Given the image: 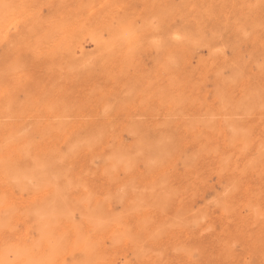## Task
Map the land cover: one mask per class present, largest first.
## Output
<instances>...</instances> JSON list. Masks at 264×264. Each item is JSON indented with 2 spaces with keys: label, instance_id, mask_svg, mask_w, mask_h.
Returning a JSON list of instances; mask_svg holds the SVG:
<instances>
[{
  "label": "rangeland",
  "instance_id": "obj_1",
  "mask_svg": "<svg viewBox=\"0 0 264 264\" xmlns=\"http://www.w3.org/2000/svg\"><path fill=\"white\" fill-rule=\"evenodd\" d=\"M14 1L16 3H14ZM27 1H28V3H27ZM67 1H69V2H67ZM100 1L101 2L99 3V0H97V1L96 0H73V1L72 0H0V10H1L0 13L2 14V15L0 14V17H1L0 18L1 19V21H0V46H1L0 47V59L1 58L3 59V60L2 59L0 60V74H3L4 72H7L9 70V72H7L6 75H5V73H4V76L0 75V89H1L0 90V105L3 107V108L0 107V111H1L0 112V114H1L0 125H2V123L4 124V120L7 118V120H6L7 123L5 122L6 124H4L7 126H4V125L0 126V128H2L0 130V145H1L0 147L2 148V149L0 148V175L2 174L1 175L2 177L0 176V196H2V197H0L2 199V201L0 199V212L3 213V211H4L3 214H5L6 217L7 216L10 217V218L8 217L9 219H6L5 221H8V222L10 220L13 221V222L11 221V223H9V224H8V222H4V216L5 215L0 213V215L3 216V217L0 216L1 217L0 219L1 220L3 219L2 220L4 222L3 224H5L4 226H1L2 228H0V260L2 258L4 259L6 257L5 253L8 252L7 247L9 248V251H10V249H12L11 252H8L9 255L7 253V256H9L8 257L9 259L5 258V260L0 261V264L1 263L7 264V262H8V264H11V263H9V261H11L10 258H12V256L13 257L15 256L14 257V263H12V264H15V262L19 261V260L15 259V258H17L16 256L19 252L21 254H18V257H19L18 259H21L20 258L21 256H25L26 252H30V253H28L29 260L26 258L27 257V255H26L25 258L21 259L22 261L20 260L21 261L20 263L18 262L19 264H29L26 262L27 261L30 262L31 261L30 259H32L31 264H33L32 262H34L35 264H39L38 261L44 260V259H45L44 261H40V264H42L43 262H44L43 264H51L52 260H57V259L59 261H56V262L57 263L60 262L59 264H61V262L69 263V262H72V260H73V256H72L73 250L72 249L75 248V250H77V251H79V253H81V251H83V250L85 251L86 247H89V249L87 248L88 253L85 252V255H89V253H90V256L92 255L94 257V258L90 257V264H94L95 262H96L95 264H109V263L110 264H128L129 261H130V264H225V263L226 264H264V250H262V248L264 247V242H263V240H264V234H263V232H264V118H263V114H264V93H262V92H264V90H262V89H264V86H262V84L264 85V62H263V60H264V58H263L264 57V26H261V25H264V23H262V20L264 21V0H230V1L229 0H227V1L226 0H211L212 3H210V0H191V1L190 0H135V1L134 0L133 1L132 0H103L105 2H103L102 0H100ZM223 1H224V3H223ZM98 3H99V5H97ZM120 3L124 4L125 6L121 5ZM1 4L3 5V8H2ZM4 4H6V5L8 4L7 7H4ZM11 5H12V7H11ZM33 5H35V8ZM113 5H114V7H113ZM211 6H212V8H210ZM91 7H92L93 11L90 10ZM109 7L111 8V10ZM133 7H135V8H133ZM232 7H233V10H231ZM10 8H12V10ZM79 8H83V9H80L81 12L77 11ZM131 8L133 10H131ZM7 9L10 11V13H9V11L8 12L6 11ZM104 9L107 12H105ZM176 9H178V10H176ZM210 9L212 12L209 11ZM127 10H131V11H127ZM82 11L83 12L86 11L87 13H85V12L83 13ZM165 11H167V12H165ZM169 11H172V12L169 13ZM4 12L6 14H4ZM76 12L80 15H77ZM164 12H165V14H164ZM104 13H105V15H104ZM7 14H8V16H7ZM75 14L79 18L77 16H76L77 18H74ZM82 14H83V16H82ZM84 14H86V15H84ZM157 14L162 15L163 18L161 16V18L158 19V17H160V16ZM166 14H167L168 19L166 17ZM187 14L189 16H187ZM207 14L209 17L207 16ZM250 14H252V15H250ZM98 16H99V18H98ZM7 17H8V19H7ZM108 17L112 20H110ZM115 17H117V20ZM150 17L152 18V20ZM155 17H157V18H155ZM72 18H74V19H72ZM148 18H149V20H148ZM3 19H4V21H2ZM154 19H156V20H154ZM66 20H67V22H66ZM90 20H92V21H90ZM123 20H125V21H123ZM157 20L159 21L158 22L159 25H158V23H156ZM152 21H154V22H152ZM2 22H4V23H2ZM93 22H94V24H93ZM118 22H120V23H118ZM117 23H118V25H117ZM143 23H146V25ZM162 23H164V25H162ZM138 24H141V26H138ZM256 24H258V26L260 25V27H258V29L255 27ZM63 25H65V28H63ZM157 25H158V27L156 28V30L151 29L152 26H153V28H155V26H157ZM132 26H135L136 28H134V27L132 28ZM148 26H149V28H148ZM213 26H215V27H213ZM18 27L20 29H18ZM113 27L115 30L114 29L112 30ZM203 27H204L205 31H204ZM227 28L229 29L228 30L229 32L227 31ZM135 29L137 31H135ZM144 29L145 30L147 29V30L143 31ZM213 29L215 31H213ZM152 30H154V31H152ZM179 30H182V31L183 30H186V31L189 30L188 32L190 34L187 33L186 31H185V33H183L184 31L178 32ZM244 30H246V32L241 33ZM251 30H253V32ZM257 30L259 32H257ZM194 31L196 33H194ZM33 32H35V33H33ZM85 32H87L86 35H85ZM111 32H113V33H111ZM130 32H131V34H130ZM215 32H217V33H215ZM78 33H80V34H78ZM107 33H108V35H107ZM28 34H29V36H27ZM30 34H32V35H30ZM91 34H92V36H91ZM217 34H218V36L215 37ZM30 36H32V37L30 38ZM126 36H127V38H126ZM234 36L236 38H234ZM21 37H23V38L21 39ZM174 37L177 38L178 40H174V41L171 40V38L174 39ZM200 37H202L203 39H201ZM210 37H212V38H210ZM14 38H16V39H14ZM123 38H124V40H123ZM152 38H153V40H152ZM206 38L209 40L207 41ZM245 38L246 39L248 38L247 39L248 41L245 40ZM2 39H4V40H2ZM9 39H12L14 41L13 43H17V45L13 44L11 42L12 40H9ZM95 39L98 40L99 43L97 41H94ZM100 39L101 40L104 39L106 41L103 40L101 42ZM205 39H206V41H205ZM233 39H235L236 41ZM237 39H239V40L237 41ZM8 40L10 42H8ZM15 40H16V42H15ZM218 40H220V41L218 42ZM26 41H28V42H26ZM34 41H36L37 43H35ZM42 41H44V43ZM112 41H113V44H112ZM119 41L120 42L122 41V42L120 43ZM123 41L126 43H124ZM145 41H147V42H145ZM152 41H153V43H152ZM204 41L207 43H205ZM211 41H213V42H211ZM242 41H243V43H242ZM20 42L21 43L26 42V43H24L22 45ZM93 42L96 45H94ZM114 42H118L117 44L120 43L118 45V47L121 50L116 49L115 51L116 52L119 51V52H117V54L114 53V55H113V52H115L114 49L118 48L117 44H114ZM216 42L218 43V49L216 48L217 47ZM233 42H235V43H233ZM97 43H98V46L100 45L99 47H96ZM181 43L184 45H181ZM187 43H188V45H187ZM20 44L22 46L18 47V45L20 46ZM150 44H153V45H150ZM179 44L181 45L180 47H179ZM190 44L193 46H191ZM242 44L244 46H242ZM8 45H9L10 49L14 48V47L15 48L11 49V51H10V49L8 48ZM13 45H15V46H13ZM171 45H173L174 47ZM204 45H206V46H204ZM213 45L214 46L216 45V46L214 47ZM226 45H228V46H226ZM2 46H3V48H2ZM5 46H6V48H5ZM111 46L113 49L109 48ZM169 46H171V47H169ZM189 46H190V48L193 49V51L191 49L192 54H191V51L188 52L189 49H186ZM212 46H213V48L211 49L212 50L211 51L210 47H212ZM240 46H242V47L240 48ZM31 47L32 48L34 47V48L32 49ZM50 48H52V49H50ZM163 48L164 49L167 48V50L165 49L166 50L165 51ZM214 48L217 49L216 52H215ZM40 49H42V50H40ZM229 49H231V50H229ZM16 50L18 52L20 50V52L18 53ZM83 50L85 51V53H83L84 52ZM256 50H258L257 54H256ZM8 51L11 53L10 55H9ZM23 51H24V53L26 52L27 54L26 53L24 54ZM93 51H95L96 53ZM65 52L67 54H64ZM176 52H177V56L175 55ZM181 52L182 53L184 52V53L179 55L178 53H181ZM211 52H212V54H211ZM234 52H236L237 55ZM209 53H210V56H209ZM241 53H242V55H241ZM96 54H97V56H96ZM249 54H251V55H249ZM8 55H9V57H8ZM78 55H79V57H78ZM88 55L89 56L91 55V56L88 57ZM108 55L113 56V57L109 58ZM214 55H215V57H214ZM234 55H236V56H234ZM60 56H62V57H60ZM80 56L84 59L80 58ZM105 56H107L106 58L109 60L108 62H106L107 59H105ZM174 56H176L177 59ZM181 56H182V58H181ZM101 57H102V59H101ZM173 57L176 60L173 59ZM75 58L77 60H79V58H80V61L75 60ZM103 58H104V60H103ZM156 58H159V59H156ZM250 58H251V60H252V58L254 60H252V62H251ZM98 59H100L101 62L98 61ZM149 59L150 60L153 59V60L150 61ZM154 59H155V61H154ZM201 59H202V61L200 62ZM257 59H258V61H257ZM70 60L74 61V62H72L74 64L70 63ZM247 60H249L250 63H247ZM37 61H38V63H37ZM64 61L66 63L68 62V64H66ZM89 61L90 62L92 61V63L94 65H92V63H90ZM197 61H199V62H197ZM203 61H205V62H203ZM239 61H241L242 63ZM255 61L257 62V65L255 63V66H254L253 62H255ZM1 62L3 64H1ZM178 62H181V66H180V63L178 64ZM69 63L72 64L73 66L70 65ZM201 63L203 64V66H201ZM10 64L12 65L13 69L16 68L15 70H17V71L14 70V72H13L10 69L11 68ZM222 64H224V65H222ZM230 64L233 65L234 67L236 66L235 70H233L234 67L230 66ZM235 64H237V65H235ZM238 64H240L241 66ZM242 64H244V65H242ZM19 65H21V66H19ZM89 65L92 66L93 68L95 66L94 71H93V68H90ZM187 66H189V67H187ZM226 66L231 67L233 69L231 70V68H227ZM238 66H239L240 71L238 69H236V68H238ZM249 66H251V67H249ZM64 67L69 68V69L66 70ZM75 67H77V70H79L77 73L75 72V71H77ZM86 67H89V68L86 69ZM97 67H99V68H97ZM106 67H108V68H106ZM4 68H6V69H4ZM222 68H227V70H226L227 72L224 71L225 69H223V74L220 76V74H221L220 72H222V71H219V70H221ZM19 69H23V70H20L23 72L18 71ZM73 69L75 71H73ZM80 69H83L82 70L83 72ZM168 69L172 70L173 72L171 73V71ZM192 69H193V71H191ZM57 70H58V72H57ZM70 70H72L74 72V74H72L73 72H71ZM91 70H92V73H94L95 75L90 73ZM109 70H110V73H109ZM10 71L12 73H10ZM104 71L107 72V74H105V76L102 75V74H104ZM168 71H169V73H168ZM217 71H219V73H217L216 75H212V74H215ZM255 71H257V72H255ZM15 72H17V74H15ZM18 72L20 74H18ZM65 72H66V75H65ZM68 72H69V74H68ZM85 72H86V74H85ZM123 72H125V73H123ZM160 72H162V73H160ZM148 73H150L149 76H148ZM12 74L15 75L16 78H14V76ZM119 74L123 75V76H119ZM125 74H127V75H125ZM241 74H242V76H241ZM21 75H23V77L24 76L25 77L23 78V77H21ZM32 75L34 76V78L32 77ZM40 75H42V76H40ZM71 75L72 76L74 75V77H72ZM89 75H90V77H89ZM106 75H108V77ZM114 75L116 78L114 77ZM171 75L173 77H171ZM185 75H186V77H185ZM192 75L194 77H192ZM223 75L225 78L223 77ZM253 75H255V76H253ZM259 75H260V80H259ZM8 76H10V77H8ZM55 76L59 77L60 82H62L63 84L58 81L59 78H57V80H56ZM69 76H70V78H69ZM96 76H97V78H96ZM134 76L136 77L135 81L139 82L142 80V82H144V83L139 82V84L135 82L137 90L136 89L134 90L135 86H133V83H131L135 79ZM261 76H263V77H261ZM4 77H5V79H7L6 77H8L9 80L8 79L7 80L9 82H7V80L4 81L3 80ZM52 77H54L55 79L54 78L52 79ZM66 77H68L69 79ZM93 77L97 81H95L93 79ZM121 77H124V78H121ZM220 77H221V79L223 78L224 80L219 79ZM87 78H89V79H87ZM108 78H110V80ZM119 78H120V80H119ZM132 78H133V80H132ZM255 78H256L257 83L255 82ZM75 79H76V81H75ZM80 79H81L82 83H81ZM168 79H170V80H168ZM237 79H238V81H237ZM247 79L249 80V82L247 81ZM28 80H30V81L28 82ZM62 80H64V81H62ZM89 80L92 82H90ZM107 80H109V81L107 82ZM115 80H117V81H115ZM182 80H184V81H182ZM216 80L217 81L219 80V81L216 82ZM220 80L222 82H224V84L220 83ZM51 81L54 82V84H55L54 87L52 86L54 84H52ZM67 81L68 82L70 81L71 83H68ZM83 81H84V83H83ZM122 81H123V83H122ZM145 81L148 84V85L146 84L147 87H146V85H143V84H145ZM150 81H152V83H154L153 84L154 86L150 85V84H152V83H150ZM155 81H157V83L158 82L159 83L157 84ZM169 81H170V83H169ZM172 81H175V83ZM36 82H38V83H36ZM64 82H67V83L65 84ZM72 82H74L73 87H72V85H73ZM114 82L117 84H115ZM171 82L174 83L175 85H177V83H178V88L175 89V87H172L173 84ZM214 82H216L219 87L216 86L217 84ZM258 82H259V84H258ZM88 83H90V84H88ZM128 83H129V85L131 84L133 86L132 88H133L134 92L132 91V89L130 91L129 88H131V86H128ZM32 84H33V86H32ZM69 84H71L70 85L71 87L69 86ZM100 84H102V85H100ZM103 84H105V85H103ZM239 84H241V85H239ZM34 85H37L38 87H35ZM78 85H79V87H78ZM97 85H98V87H96ZM167 85H169V87ZM238 85H239V88H238ZM243 85L246 87H244ZM252 85H253V87H252ZM259 85L262 89H260ZM29 86L36 91H33V90L31 91L30 90L31 88ZM48 86L49 87L52 86L51 88L55 89V90L54 91L50 90L51 88H49ZM56 86L58 88H55ZM86 86H89L90 88L86 87ZM112 86H114V87L112 88ZM25 87H28V89H25ZM103 87H105V88L103 89ZM148 87L150 88V90L148 89ZM165 87L166 88L168 87V91L169 90L170 91L168 92L167 89H165ZM205 87L208 89V91ZM37 88H40V89L38 90ZM74 88H75V91L73 92ZM98 88H100L101 91H100V89L98 91H95V89L97 90ZM242 88H243V91L241 90ZM44 89H46V90H44ZM48 89L50 90L49 93H48ZM57 89H60L62 91L57 90ZM83 89H84V91H82ZM126 89L128 92L126 91ZM162 89H164V90H162ZM221 89H224L225 90L224 92L225 93L228 92V93L225 95V93H222L223 90H221ZM258 89L260 90V92L258 91ZM122 90L124 93L122 92ZM234 90L237 92L234 93ZM26 91L29 93L30 96L32 95L33 97L32 96L31 97L34 99H32L29 95H26V93H27ZM46 91H47V93H46ZM55 91H56V93H55ZM68 91L70 94H68ZM92 91H94L93 94L95 95V97L91 93ZM141 91L143 92V94ZM158 91L160 94H155L156 92L158 93ZM163 91H165V92H163ZM256 91H257V93L259 92L260 94L259 93L257 94ZM52 92H54L53 95H52ZM101 92H102V94H100ZM118 92H119V95H121L123 97L122 98L121 96H118L120 100L117 97ZM206 92H208V93H206ZM32 93H34V94L36 93L37 95H34ZM65 93H67V95ZM71 93H73L72 94L73 96L71 95ZM105 93L107 95H105ZM113 93H116V97ZM126 93H128V96L125 95ZM129 93L130 94L132 93L133 96L130 95ZM145 93H147V94H145ZM191 93H192V95H191ZM220 93L224 95L223 96L224 98L226 97L225 100ZM5 94H6V96H5ZM44 94H45V96H44ZM139 94H140V96H138ZM161 94L163 95V97L164 96L165 97L164 98L162 96L160 97ZM170 94H171V96H170ZM177 94H178V97H176ZM181 94L184 95V97ZM243 94H245V96L246 95L248 96L247 97L248 99L244 98L245 100H248V101H249V98L252 97L251 95H253V98L252 99L250 98V101L251 100L252 101L249 103V105H247L248 101H244V99H241L242 97H244ZM41 95L44 98H42ZM89 95H91V96H89ZM102 95H103V97H101ZM166 95H167V97H166ZM190 95H191V97H190ZM241 95H243V96H241ZM260 95H261L262 99L260 97H258ZM9 96L10 97L12 96V97L10 98ZM27 96H28V98H27ZM60 96H61V101L58 100V99H60V98H58ZM79 96H81L82 98H80ZM137 96H138V98H137ZM153 96H157V98L159 100L155 97V100H156L155 101ZM230 96H232V97H230ZM113 97H115L116 100L118 99V101H116L115 98L113 99ZM126 97H128V98H126ZM150 97H152L153 99H151ZM195 97H201V98H195ZM214 97L217 99H215ZM14 98L15 99L17 98L19 100H17V99L15 100ZM62 98H64V99H62ZM96 98H98L99 100L98 99L96 100ZM160 98H163V99L160 100ZM213 98H214V100H213ZM13 99L15 102L13 101ZM67 99L69 100V102ZM142 99L145 100L144 104L147 102L148 103L146 105H143ZM149 99H150V101H148ZM188 99H189V101H188ZM90 100H94V102H92ZM125 100H128V101H125ZM146 100H147V102H146ZM184 100H187V103ZM17 101L20 102V104ZM26 101H28V103ZM39 101L41 103H42V101L45 103H47V102L48 103L43 105V103L41 104V103H39ZM55 101H56L57 105H55L56 104ZM72 101L74 103H72ZM108 101L109 102L112 101V103L110 102L109 104H106V102L108 103ZM114 101H116V103ZM122 101H125V103ZM182 101L185 103H183ZM216 101H219V102H216ZM220 101H221V104L223 105L222 107L220 105L218 107V104L220 103ZM229 101H232V103L231 102L229 103ZM242 101H244L243 102L244 104L242 103ZM10 102L12 104L14 102L15 105L13 104L14 105L13 106ZM21 102H22V104H21ZM180 102H182L184 105L183 104L181 105ZM225 102H228V103L224 104ZM240 102L243 104L244 107L241 106L242 104L239 105ZM245 102L247 104H245ZM16 103H18L19 105H22V107L20 106L22 108V111H21V108L18 107L19 105L18 104L16 105ZM32 103L35 105H32ZM36 103H38V104H36ZM58 103H60V104L58 105ZM77 103L80 105H78ZM127 103H130V104H127ZM191 103H193V104H191ZM25 104L27 106H31L32 109L31 108L27 109L29 107H25L26 106ZM39 104L41 106H40V108L39 107L37 108L36 106H39ZM51 104H53L54 106H58V107H54L56 109L51 108ZM110 104L112 105V107ZM178 104H180L181 106H179ZM8 105H9V107H8ZM108 105H110V107H107ZM148 105H149V108H148ZM175 105H176V107H175ZM226 105H227V107L232 105L233 108L232 107L226 108ZM11 106H13V107H11ZM261 106H263V107H261ZM100 107H103V108H100ZM104 107H105V109H104ZM118 107L120 110L118 109ZM169 107H170V109H169ZM179 107H181V110L176 109ZM182 107H183V109H182ZM223 107L225 109H227V111H229L230 114H229V112L227 113V111ZM236 107H238L237 108L238 111L235 110L236 111L235 112L232 109H235ZM47 108H49L50 110L49 109L47 110ZM67 108H69V109H67ZM106 108H109V109H106ZM124 108H125V110H124ZM242 108L244 110H246V114L243 110H240ZM73 109H74V111H73ZM229 109H231V110H229ZM53 110H54V113L52 112ZM91 110H92V114H91ZM103 110L105 112H103ZM109 110H111V111H109ZM117 110H119V111H117ZM174 110H177L178 113L176 111L177 114H175ZM222 110H223V112H220ZM224 110L229 115H227V114L225 115ZM261 110H262L263 114H262V112H260ZM6 111L7 112L9 111V112L7 113ZM24 111H25V113H24ZM35 111H40V112H35ZM57 111L60 113H58ZM66 111H67V114L69 113L68 116L65 113ZM120 111H122V112L120 113ZM144 111H145L146 116L144 114ZM152 111H153V114L158 111L155 118H154V116H152L153 115ZM168 111H170V112H168ZM172 111H174V112H172ZM183 111H185L186 113H184ZM208 111H210V113L212 112V114H211L212 116L209 115L210 113H208ZM231 111L233 113H231ZM241 111H242V113H241ZM4 112H5V114H3ZM26 112L28 114L31 112L32 113L28 115ZM130 112H132V113H130ZM141 112H142V114H141ZM205 112L208 115H206ZM234 112L237 114H235ZM9 113H12L13 115L14 114L15 115L12 116V114H9ZM48 113H51V114L48 115ZM75 113H76V115H75ZM79 113H80V115H79ZM85 113H86V116H85ZM138 113H139V116H138ZM167 113H169V114L172 113V115H174V117H175V115L178 117V116H181L183 114L184 118H185V116H187L186 119L190 115L189 116L190 118H188V122H190L189 124H191V122L193 123V124H191L192 127L187 125L188 124L187 120H185L184 118H181L183 115L181 117H179L180 119L178 121L175 118L170 119L168 116L169 114L167 115ZM34 114H38V115L34 116ZM60 114L61 115L63 114V115L61 116ZM90 114H91L92 118H91ZM150 114H152V115H150ZM215 114H216V116H215ZM231 114H235V116L234 115L232 116ZM10 115L12 117H10ZM23 115H24V117L21 118V116H23ZM43 115H44V118H40V117H43ZM196 115H197V117H195ZM200 115L201 116L204 115V116L200 117ZM64 116H66V118ZM128 116H130V117H128ZM137 116H138V118L142 117L143 120H140L141 118L138 119ZM147 116H148V118H146ZM13 117H14V119H13ZM53 117H55V118H53ZM134 117H136L137 119ZM152 117L154 118V120H157V122L154 121ZM170 117H173V116H171V114H170ZM208 117L212 118L211 121H209ZM226 117L229 118V120ZM230 117H231V119H230ZM234 117H235V119H234ZM2 118H4V119H2ZM10 118H11V120L13 119V122L10 120ZM105 118H106V120H105ZM215 118L218 119V120L216 119L217 123L214 120ZM219 118H221V119L224 118V120L222 119V121H221ZM236 118H237V122H236ZM56 119L60 122L55 121ZM62 119L67 120L68 122L65 121V123L63 124ZM109 119L110 120L112 119L111 123L109 122L110 121ZM122 119H124V120H122ZM127 119L130 121H128ZM168 119H170L172 122L176 121L178 123V124H176V122H174L173 124L171 123L172 124L171 128H173V131H172V129H168L170 127L169 125H167L168 123H170ZM173 119H174V121H173ZM203 119H204V121H203ZM205 119H208L207 124L205 123V121H207ZM8 120H10L11 124H13V123H15V124L11 125ZM34 120H36V121H34ZM45 120H46V122H45ZM47 120L48 121L54 120V121L48 122ZM96 120H97V122H96ZM101 120H102V122H104L103 125H102ZM115 120L117 122H119L120 125L122 124V126H120L119 123H117ZM138 120H140L142 124H139ZM194 120H197V122L196 121L194 122ZM233 120H234V124L231 123V121H233ZM16 121L18 122L17 124H16ZM136 121H138V123ZM128 122H130V123L128 124ZM42 123H45V125L44 124L42 125ZM164 123H165V125H164ZM194 123L195 124L197 123V125H200V126H198L199 128ZM200 123L203 125H201ZM228 123H229V125H228L229 127H227ZM47 124H49V125H47ZM108 124H109V126H107ZM185 124L187 126H185ZM235 124H237V126L240 127L241 129L240 128L238 129L237 126H235ZM238 124H240L241 126ZM78 125H81L80 129H78L80 127V126L78 127ZM88 125H89V127L87 128ZM125 125L127 126V128H124ZM131 125H134V126L131 127ZM146 125H148V126H146ZM205 125H208L209 127H212V125L213 126L215 125V126L213 127L214 128L213 129V128H209L208 126H205ZM230 125H232V126H230ZM45 126H46V128H45ZM84 126H85V128H84ZM113 126H114L115 130L112 128ZM115 126L116 127L119 126V128L116 129ZM164 126H166V128L163 129ZM203 126H205V129H203ZM249 126H251V128H249ZM148 127L150 129L149 134L152 137H149L150 135L147 132H145V131H149ZM195 127H197V129ZM97 128H99V129H97ZM144 128H145V131H144ZM228 128L231 131V133L228 130ZM134 129H136V131H134ZM166 129H168V131ZM249 129L251 130L252 134L248 133V132H250ZM16 130H18V131H16ZM67 130H69V131L67 132ZM110 130H113V131H110ZM124 130L126 132H124ZM153 130L155 131L154 132L155 135L152 132ZM176 130H178V132H176ZM201 130H204V131L201 132ZM246 130H248V131H246ZM59 131H61L60 134H59ZM114 131H117V135L119 134V136H117L114 133ZM122 131L124 133H122ZM188 131H189V134H188ZM22 132L25 135L21 134ZM36 132H38V133H36ZM41 132L45 133V135H42L43 133L41 134ZM56 132H58V134H56ZM139 132H140V134H139ZM214 132L216 133L215 135H214ZM246 132H247V135L245 134ZM101 133H103V134H101ZM105 133H107V134H105ZM120 133H122V134L120 135ZM173 133L175 135L176 134H179V135L175 136ZM198 133H201V134L198 135ZM14 134H15L16 138H14L15 137V136H13ZM113 134H115L118 137L117 138L118 140L116 139L117 143L114 140V138L116 136L114 135L115 137H113ZM143 134H144V136H143ZM156 134L159 135L160 138L164 137L163 139H165V140H162V138L161 139L159 138L161 141H158L159 139L157 138L158 136ZM166 134H168V137ZM171 134L175 138H173V136ZM202 134H203V136H201ZM225 134H226V136H225ZM232 134H234V136H236V137L232 136ZM239 134L242 137V139L244 138L243 140L241 139V137L238 136ZM63 135H65V136L63 137ZM79 135H80V137H78ZM109 135H111L112 137ZM169 135L172 138V140L169 137ZM195 135L198 137L201 136L200 139H198V137H196L197 139L194 140ZM18 136L19 137L23 136V137L18 138ZM231 136L234 138H232ZM53 137L55 139L58 138V139H56L57 141ZM96 137H99V139L102 138V140L101 141L99 140V142H102L104 145L99 144V147H98L99 142L96 141V140H98V138H96ZM143 137L145 138V140ZM230 137H231L232 143H229V142H231ZM4 138H6V139H4ZM17 138L19 139L18 141L16 140ZM22 138H23V141H22ZM25 138H27L28 141ZM59 138H61V139H59ZM81 138L83 140L85 139V141H83ZM90 138H92L93 140ZM107 138H110L111 140L107 139ZM166 138H167V140H166ZM181 138H182V140H184V139H186V140L182 141ZM205 138L207 140H209V142L207 140H205ZM225 138H227L228 140ZM7 139H9V140H7ZM12 139L13 140L15 139L16 141L15 140L13 141ZM53 139L55 140L56 144H55ZM86 139H88V140H86ZM134 139H136V140H134ZM146 139H148V140L150 139V141L152 140L151 141V142H153L152 145L156 144L159 146L163 145L162 142L164 143L165 141H167V142H170L169 144H171L172 143L171 141L177 140L175 143V145H176L175 147H170V146H174V142L169 147L166 146L169 149L172 148L171 150H168V148L165 147V151L168 150L169 152H171L170 154H172L171 155L172 158H171V156H169V157L172 159V161L170 158L166 157L167 156L166 154L170 155L169 153H167V151H166V153H163L164 151H162V150H164V148H162V146H161V148H162L161 151H162L163 155H162V157L157 156L159 154L156 155L155 154L156 151L152 150V147L154 145L151 147V144H148L151 142L146 140ZM154 139H158L157 140L158 142H155L156 140H154ZM169 139H170V141H169ZM178 139H179V141H178ZM235 139H237V141ZM29 140L32 141L31 142L32 144L29 143L30 142ZM52 140L54 143L52 142ZM78 140L82 141V142H87V141L90 142V143H87L88 148L86 147L87 145L83 146V144L79 143L80 146L78 148H80V150H78L77 147L75 146L78 144L77 143ZM90 140H92L93 142L95 140L97 142V143L94 142L95 145L97 146V147H95L96 149L93 150V148H94L92 146L93 143ZM197 140L198 141L201 140V141L197 142ZM11 141H13V142L11 143ZM58 141H62V142H58ZM240 141L243 144H241ZM246 141H249L248 143H251V146H250V144L247 145L248 143ZM253 141H254V144H253ZM18 142H21V143H19V146H18ZM43 142H45V143H43ZM46 142L48 144H51V145H48ZM181 142H183V143H181ZM205 142L206 143L208 142L209 145L206 144ZM71 143H73L74 148H72ZM142 143H143V145L145 144L144 145L145 147L144 146L141 147ZM177 143L179 145H177ZM233 143H235V144H233ZM27 144H28L27 148H29V145L32 146V147H30L31 150L26 148L25 145H27ZM43 144H45V145H43ZM89 144H90V146H89ZM109 144L111 146L114 144V146L111 147ZM227 144H229V145H227ZM55 145H56V147H55ZM69 145H71V146H69ZM108 145L110 147L107 148ZM165 145H168V144H165ZM200 145L204 149L206 146L205 153H208V152L209 153L203 154L204 149L200 148ZM20 146H23V148L25 146L24 149H26V150H24L22 147L20 148ZM63 146H65L66 148ZM159 146H157V150H158V153L160 152V155H161L162 153L159 150V148H160ZM179 146H181V148ZM68 147H71L72 149L69 148V151L67 152ZM176 147H177L178 152L175 154H179V155L174 154ZM89 148H91V150H86ZM141 148L144 150H142ZM146 148H148L149 150ZM199 148H200V151H203L202 153L200 151H198ZM213 148H214V150H213ZM46 149H47V151H46ZM51 149H53V150H51ZM54 149L56 150L55 151L56 153L55 152L53 153ZM58 149H60L61 151ZM215 149H218L217 150L218 152L216 151V154L214 155L213 153H215ZM239 149H240V151H239ZM16 150H18V152ZM28 150H30L31 152L30 151L28 152ZM49 150H51V151H49ZM74 150H76V153ZM124 150H126L125 152L128 155V157L125 156L126 154H125ZM127 150H128L129 154L127 153ZM130 150L131 151L134 150V151L139 152V153L136 154V152L133 153ZM155 150H156V146H155ZM206 150H207V152H206ZM26 151L28 153H26ZM70 151H72V153L73 152L74 153L72 154ZM90 151L92 152V154L91 155L89 154L90 155L89 156L88 153ZM95 151H96V153H95ZM116 151L120 154L118 155V153H116ZM183 151H184V154H183ZM194 151L195 152L197 151L196 152L197 154ZM20 152H22V154ZM110 152H112V153H110ZM142 152H144L146 154V156H148V158H147L148 160H145L146 156L144 157V159L142 158V156L144 155V153H142ZM199 152L201 153V155L197 156L200 154ZM29 153L32 154L30 156H32L31 158L33 160L35 159V157H38L39 159L36 158V160H34V161L30 160L31 158H28ZM38 153H39V155H38ZM67 153L68 154L71 153L73 156H69ZM100 153H101V155H100ZM147 153L150 155H148ZM61 154H63V156ZM185 154H187L189 156V158H191V161L193 163L194 162L195 163L192 164L190 159H188V158H187L188 160L185 159V156L187 157V155H185ZM194 154L196 156H193ZM25 155L27 156V158ZM92 155H93V157H92ZM99 155L104 157V159H106L105 162L102 160L103 158L99 157ZM131 155H133V156L136 155V156L133 157ZM137 155H138V157H137ZM65 156H68V157L66 158ZM149 156L150 157L152 156L153 159L149 158ZM228 156H229V158H228ZM10 157L13 158L12 161H14V162H10L11 161ZM60 157L64 158V159L61 160ZM86 157H88V158L85 159ZM97 157H99V158H97ZM157 157H159L158 160L162 159V161H158ZM199 157H200V159H199ZM137 158L141 159L140 161H144V162H139ZM180 158L183 162L186 161L185 163L187 165L184 164L185 167L183 166V162H181V163L179 162ZM192 158H195V159L193 160ZM223 158H225V159H223ZM16 159H18V160H16ZM20 159H21V161H19ZM41 159H43V160H41ZM56 159H58V161H56ZM132 159H137V160L133 161ZM231 159L233 160V162L231 161ZM252 159H253V161H252ZM4 160H6V162L8 160V162L6 163ZM40 160L42 161L41 165L42 166L44 165V167H46V169H42L43 167H41V166H40L41 168L39 167V169L36 168V166L40 162ZM163 160H164V164H163ZM167 160H169L171 163L168 161L170 163L169 164L167 162ZM225 160H227V161L225 162ZM43 161H45L47 163V165L50 164L49 166L52 165V170L49 169V167ZM60 161L63 162V164H65V166L60 165L61 163H58ZM132 161L134 163L135 162L136 163H147L148 165L147 164L146 165L144 164V166L142 164H138V165L135 164L134 165L132 163ZM147 161H149L150 163H148ZM221 161L223 163H221ZM156 162H158V163H156ZM188 162H190V163H188ZM56 163H58V166ZM92 163H93V166H92ZM159 163H161V164H159ZM166 163L169 165L167 166ZM247 163H248V165H247ZM35 164H36V166H35ZM54 164H56V165H54ZM85 164H86V166L88 165L87 166V169L89 168L88 170L85 168L86 167ZM99 164H100V166H99ZM112 164H113V166L110 167ZM153 164L156 167L152 168V171H151L150 170L151 168H149V167L151 165L154 166ZM191 164L193 165L194 168L192 166L189 167ZM197 164H199V165H197ZM222 164L225 167L222 168V166H221ZM4 165H6L5 168H4ZM136 165H137V168H136ZM175 165H177V166H175ZM2 166H3V169L5 172L3 171V169L1 170ZM66 166L69 168V170ZM70 166H72V167H70ZM120 166L121 167L124 166L125 168L122 167V169H123L122 170ZM145 166H146V168H145ZM164 166H165V169H164ZM245 166L247 168H245ZM15 167L17 168L18 171H20L22 173L23 172L26 173L25 175H27V173H28L26 170L36 168L37 170L34 169L33 172L30 171L34 175L30 176L31 173H28L29 174L28 176H30L29 179L33 180V181H30L28 179V176L21 175V177H18L19 176L18 171L14 170V169H16ZM18 167L21 170H19ZM95 167L99 171V172H96L97 173L96 175L93 174L94 171H97V169ZM100 167H102V168L100 169ZM160 167H162L163 169ZM173 167L175 168L174 170L172 169ZM47 168L50 170V173H48V174L43 172V171L48 172ZM64 168H65V170H64ZM72 168H75L76 170L72 169ZM91 168L93 169V171ZM118 168L121 170H118ZM224 168H227L228 171ZM243 168L245 170L244 173H243ZM7 169L8 170L10 169V170L7 171ZM82 169L83 170L86 169V171H83ZM185 169H187V170H185ZM232 169L235 170V173ZM22 170H24V171H22ZM38 170L39 171L41 170L42 172L41 171L38 172ZM171 170H173L175 172H172ZM220 170L222 171V173ZM223 170H225L226 172H224ZM246 170H248L247 173H246ZM34 171H36L37 173H41V174H39L41 177L37 176L38 174ZM87 171H90L92 173L87 172ZM118 171H120L119 177H121V179L118 177ZM121 171H123V172H121ZM148 171H150V172L148 173ZM154 171H155V173H154ZM170 171H171V173H170ZM231 171H233V172H231ZM9 172L14 174L13 176H15L16 178L13 177V180H10L11 179L10 177H12V174H10ZM72 172H73V174H72ZM114 172H117V173H115L116 176H115ZM217 172H218V174H217ZM22 173H20V174H22ZM56 173H58V174H56ZM68 173H69V175H68ZM88 173L92 176H90ZM132 173H134V175H132ZM62 174L64 175V177ZM86 174H88V176H89L88 178H87V176H85ZM128 174H130V175H128ZM146 174H147V176H146ZM166 174L171 175L170 178H168L169 182L168 181L166 182V180H167L166 179V180L162 181L163 183H165V182L166 183L162 184L161 180H163V178H161V177H165V178L169 177ZM231 174H234V175H231ZM241 174L243 175V178H242ZM8 175L10 177H8ZM42 175H44V178L42 177ZM104 175L106 177H104ZM245 175L247 177H245ZM49 176H50V178H49ZM144 176H146V177H144ZM31 177H36L37 179L34 178L35 179L34 180ZM39 177L43 178V179L41 180ZM45 177H46L47 181H45L46 180ZM138 177L143 182H141ZM159 177H160V179H158ZM17 178H20V179H17ZM67 178H71V181L73 182L72 188H71V181H70V179H69V181H66ZM81 178L83 179V181ZM122 178H123V181H122ZM142 178L144 180H142ZM48 179L49 180L53 179V180H50L53 182H50ZM116 179L119 182H117ZM135 179H137V180H135ZM238 179H240L241 181L239 182ZM40 180L42 182H40ZM130 180H132V181L135 180L136 185H139L141 182V187L137 186L136 189H134L136 185L133 182V184L135 185L134 186L132 184V181H130ZM12 181H15V184ZM26 181H27V183H26ZM28 181H30V182H28ZM48 181L51 184H54L58 181L57 184H54V186L55 185L59 186L60 187L59 190L54 189V186L51 185ZM64 181H65V183H64ZM87 181H89L90 183ZM157 181H160L162 187H160L161 185L159 186V182L157 183ZM68 182L70 183V185ZM109 182H113L116 185L113 183H109ZM126 182H129V183L124 185V183H126ZM236 182H238V183H236ZM10 183H13V184H10ZM41 183H44V184H41ZM45 183L47 185L49 184L50 187H53L54 191L53 190L51 191L50 190L51 188L49 187V185L47 186V185H45ZM92 183H93V185H91ZM228 183H230V185ZM111 184H113V185H111ZM121 184H122V186H125V187L128 186L131 189L133 188V190H131L130 188L128 189L129 192H130V190L133 192L128 193L127 192L128 190H126L128 187L122 188V186H120ZM129 184H132L133 186H131ZM149 184L151 185L150 186L151 188H152V186H153V189L155 187V190L153 191L151 189L152 191L150 193V191H149L150 188H146V190L148 189V191L146 193L148 196L145 195L147 199H144V200H148V201L151 200L152 201V199H148L149 196H150V198H152V197H154V192L157 193V195H158V193L160 191L158 196L161 199H159V197L155 194L156 195L155 197L157 198V202H159L158 200H160V202L157 204V206H155L157 203L154 201V200H156V199H154L155 197L153 198L152 202L147 201L148 203H150L151 206L147 205L145 203L146 201L141 199L142 198L141 195H143L142 192L145 194L146 190L144 191V189H145V187H148ZM2 185H4V186H2ZM7 185H9V187ZM19 185L22 187V191H23L22 193H21V187ZM77 185H79V186H77ZM163 185H164V187L169 185V188L171 187V190L169 189L170 190L169 191L168 187L164 188ZM238 185L242 186V187H239ZM12 186H14V187H12ZM40 186H43L45 188L42 187L41 189H39ZM61 186L63 187V191H65V192L61 191L62 195L65 193L62 196V198H64L65 202H63V200H61L62 198H59L60 196L59 197L56 196L60 192V190L62 189ZM81 186H84V187L81 188ZM143 186H145V187L143 188ZM31 187H33V188H31ZM67 187H70L71 189L67 188ZM73 187H75V189ZM77 187H80V189H82V190L80 191L79 188H77ZM85 187L88 188V190L90 191V194L94 193V191L95 192L97 191V193L100 192L99 194H97L100 199H98V198L96 199V197H98V196L96 194H94V197H92L93 199L91 200L89 198L90 196L88 197L86 195V194L89 195V191H87V189H86V191L83 190ZM105 187H107V189ZM156 187H158L159 191L156 189ZM17 188H18V190H16ZM56 188H58V187H56ZM66 188H67V190H65ZM138 188L139 189L141 188L143 190L140 189L141 190L140 191ZM161 188H163L164 191ZM23 189L24 190L26 189L25 192ZM37 189L40 193H42V195L41 194L38 195L37 194L38 192H35V191H37ZM73 189H74V192H73ZM56 190L59 192H56ZM98 190H99V192H98ZM120 190L122 191L121 193H120ZM43 191L45 194H43ZM117 191L121 195L122 199H119L120 195L117 194ZM125 191L130 195L128 197V199H126L128 195ZM177 191L182 192V193L179 194V193H177ZM46 192H48V193L50 192L49 194H51V193L52 194L49 195ZM69 192H70L71 197H69ZM84 192H86V193H84ZM232 192H234V193H232ZM66 193H67V195H66ZM133 193H136V194H133ZM138 193H139V195H138ZM148 193H150V194H148ZM21 194H22V197L20 196ZM47 194L49 196H46ZM112 194L114 196L117 195L116 197H118V195H119V197L117 198L119 201L115 200L116 198L112 197L113 196ZM34 195H37V196L34 197ZM53 195H55L54 196L55 198L53 197ZM58 195H61V194H58ZM65 195L68 196L69 199H68V197H65ZM75 195H77V196H75ZM106 195H108V197ZM135 195L136 196L138 195V196L135 197ZM231 195H232V197H231ZM226 196H229V197H226ZM29 197H34V199L33 198L29 199ZM134 197L136 199L139 197L140 198V199L138 198L139 202H137L138 200H135ZM220 197H221V200H219ZM3 198L4 199L6 198V201ZM56 198H59L60 200L56 199ZM85 198H88V199H85ZM101 198H103V199H101ZM129 198L131 200V203L135 201L138 204L142 203L143 205L146 206V207H141L142 205H139L141 208H147V206L148 207L150 206L149 208L151 209V207H152L151 211L148 208L147 209L148 211L146 209H144L146 211L141 209L142 210V212H141L140 208L138 209V207L136 208L135 206L131 205ZM132 198H134V199H132ZM169 198H171L170 199L171 201L169 200ZM183 198H185V199L183 200ZM72 199L75 203L72 201ZM81 199L86 201V204H83L85 202L80 204L81 201H83ZM109 199H111V200L113 199V202L111 200L109 201ZM125 199H126V201H125ZM173 199H174V201H173ZM224 199H226V200H224ZM228 199H230L231 201H228ZM66 200H67V202H66ZM77 200L78 201L80 200V201L78 202ZM35 201L40 203L39 206L35 207L36 204L38 205V203H35ZM68 201H70V202L68 203ZM90 201H91V204L93 202L92 205H90ZM101 201H103V202L105 201V203H103ZM225 201L228 202L229 204L226 203ZM44 202H46V203H44ZM62 202L64 204L68 203L67 206L69 205L68 207L71 208V209H69L70 211L67 208L65 209L66 204L64 206H62L63 204L60 205V203H62ZM87 202H89V203H87ZM107 202H109L108 205H107ZM135 202L133 203L134 205H136ZM154 202H155V204L153 205ZM72 203L75 204V206ZM99 203L101 205L103 203L102 209H100L102 206L98 205ZM221 203H223V204L221 205ZM54 204H57L59 206L56 207ZM87 204H89L90 206L87 207ZM112 204L115 205V208H114V205H112ZM162 204H163V206H162ZM164 204H165V206H164ZM10 205L13 207L16 205L15 206L16 208L14 207L15 209H13ZM80 205H81V207H80ZM83 205H85V206H83ZM95 205L99 206V207L97 206L98 210L94 209L96 207ZM129 205H131L132 207H130ZM166 205H168V206H166ZM30 206L32 207V209ZM40 206H41V208H43V211L40 208H39L40 210L37 209ZM82 206H83V208H82ZM186 206H187V208L188 207L189 208L187 209ZM199 206H201V207H199ZM134 207H135V209H134ZM153 207H154V210H153ZM157 207L159 209H160V207L164 208V209H162V212H161V210L159 211L157 209ZM180 207H183V208L181 209ZM217 207H218V209H217ZM219 207H222V209L221 208L219 209ZM8 208H10V209H8ZM11 208L13 209L14 212L18 211V214H17V212L13 213V211H10ZM57 208H58V210H57ZM193 208L195 210L194 212H197L198 215H196L197 213H192ZM29 209H31V212H33L35 210H37V211L31 214ZM55 209L57 211L63 212L64 215H66V217H67L68 212L70 213L71 211H73L75 213L72 214V212H71V214L73 216H71L69 218L67 217V219L62 218L63 213H61L62 215L57 213V215H59V217L57 218V215H54L53 217H56L59 220H56V218L53 220L52 214L56 213V211H54ZM85 209L87 211V214H86ZM110 209H113V210H110ZM123 209H125L126 211H127V209H129L128 211L131 210V213L125 212V210H123ZM75 210H77V211L79 210V211L77 212ZM93 210L96 212H94ZM120 210L121 211L123 210L124 214L123 213H120L122 215L118 214V212H120ZM178 210H180V211H178ZM190 210H191V212H189ZM8 211H10L12 214ZM25 211H27V213ZM38 211H40V213ZM41 211L43 214H41ZM50 211L52 214L49 213ZM114 211L119 216L114 214ZM176 211H178V212H176ZM202 211H204L203 214H202ZM47 212L49 214H47ZM79 212L81 213V216H80ZM88 212H89V214L90 213H93V214L92 215L90 214L88 216ZM182 213H189V216H187L188 218H186V219L190 218L189 219L190 221L187 220V221H189L187 223V225H186V223H184V220H186V219H184L186 217V215H184ZM255 213H257L258 215H256ZM26 214H28V215H26ZM82 214H84V215H82ZM134 214H135V216H134ZM180 214H182V215H180ZM204 214H206V216ZM11 215H13V216L11 217ZM48 215H50L51 217L49 218ZM94 215H97L98 217L97 216L95 217ZM149 215H151L150 218L148 217ZM92 216L95 217V219H93V221L95 220V222H97V220H99L97 222V224H95L94 222L92 223V224H95L94 226L90 222H88V221L92 220V219L89 220L90 219L89 217H92ZM173 216H175V217H173ZM199 216L201 218H199ZM40 217H41V219H39ZM144 217H145V220L147 218H149L150 221L146 220V221H148V223L145 220L142 221ZM196 217H198V218H196ZM254 217L258 220H256ZM46 218H47V220L49 219L50 221L49 220L48 221L45 220V221L49 222L53 226L49 225L47 222L44 221V219H46ZM72 218H74V219L71 221ZM170 218L174 219L175 223L177 221L178 224L177 223L176 224L178 226L175 223L172 224L173 220ZM42 219H43V221H42ZM63 219H65L68 223L66 222V224H65V221H63ZM101 219H102V221H100ZM176 219H178V220H176ZM192 219H195V220L191 221ZM38 220H39V222H38ZM51 220H53L54 223ZM61 220L63 221L62 224H61ZM103 220H105L106 222ZM110 220H111V222H112V220H114L115 223H112V224H116L117 222H119L118 224H120L122 222V224L128 228V229H126V230H128L126 232L127 234H125L124 233L125 231L123 230V228H126L125 226L122 228L121 227L122 224L120 225V227L118 226V224H116L117 226L115 227V225H111V222L108 223V221H110ZM164 220L165 221L168 220L166 222L167 225H165L166 223L164 222ZM170 220H172L171 224L169 222ZM261 220H263V221H261ZM2 221H0L1 222L0 225H2ZM82 221H85V222H82ZM179 221H181L182 224ZM86 222L90 223V224L87 225ZM142 222H145L144 226L141 225ZM152 222L154 225H153V227H150V225L152 226V224H151ZM168 222H169V224H168ZM79 223L80 224L82 223L83 226L85 227V229L81 224V226H82L81 227L82 230H81ZM179 223L182 225L181 227L183 230L180 229ZM38 224H40V225H38ZM54 224H56V225H54ZM163 224H164V226H162ZM57 225H59V227ZM72 225H74V227ZM89 225H92V230H90L91 226H89ZM110 225H111V227L108 228L107 226H110ZM145 225L146 226L148 225L147 226L148 228L147 227L143 228V227H145ZM183 225L184 226L186 225L187 227H184ZM38 226H41V228H39ZM55 226H57L58 228H54ZM141 226H142V228H141ZM30 227H32V230ZM42 227H47V228L49 227V229H47V228L44 229V230H46L45 232H48V233H45L42 230H41L42 231L41 232L40 229H42ZM66 227H67V229H66ZM105 227H107V228H105ZM161 227H162V229H160ZM177 227H179V228H177ZM71 228H73V229H71ZM117 228H119V229H117ZM129 228L133 229V232H131L132 230L130 231V233H132V235H129L130 234ZM6 229H7V231H6ZM11 229L13 230V232ZM35 229L37 231H39V233L36 232ZM55 229H57V230H55ZM96 229L98 231H96ZM103 229H105V231ZM88 230H89V232H88ZM99 230L101 232L103 231L104 233L109 231V230L110 231L107 232V234H104V233L99 234L100 233ZM155 230H157V232ZM1 231H3L4 233ZM82 231H83V233H82ZM117 231H118V233H117ZM122 231H124V232H122ZM141 231H143L144 233L142 232L143 234H141L140 233ZM154 231H155V233H153ZM163 231H166L167 233L165 232L163 234ZM50 232H52V233L50 234ZM63 232L65 233V238H62L64 235ZM112 232H114V233L112 234ZM40 233H42L41 235H43L44 237H46V236L49 237L50 235H53V237L54 236L57 237L58 240H56L57 238L54 237L55 238L54 241L60 242L61 244L58 245L59 247H57L55 243L51 244V246H48V243H47V246L49 247V248H47V246H45V243H46L47 239H49V238L46 237L47 239H43L42 238L43 236L41 237ZM96 233H98L99 235ZM119 233H121L123 236L120 235ZM37 234L39 237L37 236ZM77 234H78V236H77ZM81 234L87 235V237H89L91 239V241L90 240L87 241L88 240L87 237H85V238L83 237V240H82ZM150 234H153V235H150ZM68 235H71V236L69 237ZM85 235H82V236H85ZM90 235H91V237H90ZM110 235L114 237V241H113V239H112V241L110 240L111 238H113V237H110ZM116 235H118V237H116ZM135 235H137V236H135ZM163 235H165V236H163ZM119 236H122V238L126 236L125 238H123L126 241V244L125 243L121 244L122 242H125V241L123 239H120L121 237H119ZM148 236H156V238L155 237L147 238ZM78 237L82 241L79 240V242H78ZM30 238H32V240ZM33 238L35 239V241H38V242H35ZM38 238L41 240H39ZM54 238H50V240H48V242L49 241L53 242ZM146 238H147V243H146V241H144V240H146ZM74 239H75V242H74ZM136 239H137V241L143 240L142 243L145 242L144 243V244H146L145 247H143L144 244H142V245L137 244V246L138 245L142 246L143 249L140 246H138L142 250H137L138 247L136 246L137 247L136 248L134 246L136 244L135 242H137ZM153 239L156 242H154ZM59 240H62L63 243ZM127 240H128V242H127ZM129 240H132L131 242H134L135 244L129 242ZM40 241L42 243L45 242V243H43L44 246L41 244L42 245L41 248H39ZM139 241L137 243H139ZM50 242H49V245H50ZM85 242L86 243L92 242L91 245L96 242L93 245L95 247V249L93 246H92L93 248L91 247V249H90V246H89L90 244L89 245L86 244V245H88V246H86ZM99 242H101V243L99 244ZM36 243H38V244H36ZM68 244L70 245V247H68L69 246ZM148 244L149 245L151 244V245L149 246ZM71 245H73V246H71ZM74 245H76V246H74ZM83 245H85L86 247ZM95 245H97V246H95ZM98 245H100L101 247ZM201 245H202V247H201ZM261 245H263V246H261ZM27 246L32 247V248H28ZM205 246H207V248ZM15 247L16 248L18 247V248L15 249ZM51 247H52V249L54 247H56L55 249L58 250V251L55 250L53 255H51L52 254L51 253L52 252ZM65 247H67L66 250L63 249ZM76 247H78V249ZM147 247H149V248L151 247V248L149 249ZM259 247L261 249H259ZM160 248L162 249V251ZM2 249H6V250H2ZM68 249L71 250V252H69ZM87 249H86V251H87ZM114 249H116V250H114ZM147 249H149L150 251L152 250V252H150L149 250L147 251ZM62 250H65V252L67 251L68 253L67 252L65 253L64 251L62 252ZM96 250L98 251V253L100 255L96 253ZM157 250H159V251H157ZM22 251H23V253H22ZM92 251H94V252H92ZM133 251H135V252H133ZM141 251L142 252L144 251L143 254ZM164 251H166V252H164ZM13 253L15 255H13ZM31 253H33V254H31ZM257 253H259V255ZM94 254L96 257L98 255L99 258L101 255H103V257L105 255L106 258H108V259L104 260L105 258H103L101 256L102 259L101 258L100 259L102 261H105V262L99 261L98 260L99 258L98 257L96 258L94 256ZM34 255H37V256H34ZM150 255L152 258L150 257ZM3 256H5V257H3ZM33 256L36 257L37 259H34ZM68 256H69V258H68ZM117 256H119V257H117ZM129 256H130V258H129ZM131 256H135V258L134 257L131 258ZM38 257H39V259H38ZM91 258H92V260H91ZM26 259H27V261H26ZM33 259L35 261H33ZM86 259L88 260L87 257H86ZM232 259H233V261H231ZM254 259H256V260H254ZM258 259H259V261H258ZM97 260L99 262H97ZM140 260L142 261V263H140ZM249 261H251V262H249ZM88 262H89V260H88Z\"/></svg>",
  "mask_w": 264,
  "mask_h": 264
},
{
  "label": "bare ground",
  "instance_id": "obj_2",
  "mask_svg": "<svg viewBox=\"0 0 264 264\" xmlns=\"http://www.w3.org/2000/svg\"><path fill=\"white\" fill-rule=\"evenodd\" d=\"M72 1H73V0H72ZM96 1H97V0H96ZM102 1H103V0H102ZM132 1H133V0H132ZM134 1H135V0H134ZM190 1H191V0H190ZM226 1H227V0H226ZM229 1H230V0H229ZM2 2H3V1H2ZM9 2H10V1H9ZM11 2H12V1H11ZM67 2H69V1H67ZM83 2H84V1H83ZM87 2H88V1H87ZM100 2H101V1L99 0V3H100ZM103 2H105V1H103ZM117 2H118V1H117ZM183 2H184V1H183ZM12 3H13V2H12ZM14 3H16V2L14 1ZM27 3H28V1H27ZM32 3H33V2H32ZM41 3H42V2H41ZM61 3H62V2H61ZM63 3H64V2H63ZM99 3H98L97 5H99ZM122 3H123V2H122ZM203 3H204V2H203ZM210 3H212L211 0H210ZM221 3H222V2H221ZM223 3H224V1H223ZM223 3H222V4H223ZM232 3H233V2H232ZM64 4H65V3H64ZM71 4H72V3H71ZM115 4H116V3H115ZM117 4H118V3H117ZM120 4H121V3H120ZM159 4H160V3H159ZM159 4H158V5H159ZM204 4H205V3H204ZM1 5H2V4H1ZM5 5H6V4H4V7H7L8 4H7L6 6H5ZM9 5H10V4H9ZM16 5H17V4H16ZM62 5H63V4H62ZM72 5H73V4H72ZM83 5H84V4H83ZM121 5L125 6L124 4H121ZM150 5H151V4H150ZM179 5H180V4H179ZM215 5H216V4H215ZM13 6H14V5H13ZM33 6H34V8H35V5H33ZM36 6H37V5H36ZM63 6H64V5H63ZM81 6H82V5H81ZM81 6H80V7H81ZM220 6H221V5H220ZM11 7H12V5H11ZM61 7H62V6H61ZM64 7H65V6H64ZM94 7H95V6H94ZM94 7H93V8H94ZM113 7H114V5H113ZM126 7H127V6H126ZM175 7H176V6H175ZM180 7H181V6H180ZM225 7H226V6H225ZM2 8H3V5H2ZM29 8H30V7H29ZM62 8H63V7H62ZM96 8H97V7H96ZM104 8H105V7H104ZM106 8H107V7H106ZM109 8H110V7H109ZM133 8H135V7H133ZM177 8H178V7H177ZM210 8H212V6H211ZM259 8H260V7H259ZM10 9L12 10V8H10ZM64 9H65V8H64ZM80 9H83V8H79L77 11H80ZM125 9H126V8H125ZM17 10H18V9H17ZM90 10L93 11L92 7H91ZM104 10H105V9H104ZM107 10H108V9H107ZM110 10H111V8H110ZM131 10H133V9L131 8ZM131 10H127V11H131ZM134 10H135V9H134ZM176 10H178V9H176ZM231 10H233V7H232ZM250 10H251V9H250ZM0 11H1V10H0ZM6 11L8 12L9 10L7 9ZM125 11H126V10H125ZM125 11H124V12H125ZM162 11H163V10H162ZM209 11H211V9H210ZM69 12H70V11H69ZM74 12H75V11H74ZM80 12H81V11H80ZM80 12H79V13H80ZM82 12H83V11H82ZM84 12L87 13L86 11H84ZM84 12H83V13H84ZM105 12H107V11L105 10ZM165 12H167V11H165ZM165 12H164V14H165ZM170 12H172V11H169V13H170ZM211 12H212V11H211ZM9 13H10V11H9ZM9 13H8V14H9ZM76 13H77V12H76ZM90 13H91V12H90ZM125 13H126V12H125ZM132 13H133V12H132ZM132 13H131V14H132ZM153 13H154V12H153ZM169 13H168V14H169ZM205 13H206V12H205ZM0 14H1V13H0ZM4 14H6V13L4 12ZM8 14H7V16H8ZM54 14H55V13H54ZM118 14H119V13H118ZM123 14H124V13H123ZM131 14H130V15H131ZM145 14H146V13H145ZM161 14H162V13H161ZM164 14H163V15H164ZM171 14H172V13H171ZM171 14H170V15H171ZM244 14H245V13H244ZM261 14H262V13H261ZM1 15H2V14H1ZM56 15H57V14H56ZM77 15H80V14L77 13ZM77 15L75 14L74 18H77V17H78ZM84 15H86V14H84ZM98 15H99V14H98ZM102 15H103V14H102ZM104 15H105V13H104ZM121 15H122V14H121ZM128 15H129V14H128ZM157 15H159V14H157ZM205 15H206V14H205ZM250 15H252V14H250ZM11 16H12V15H11ZM76 16H77V17H76ZM82 16H83V14H82ZM159 16H160V17H158V19L161 18L162 15H159ZM187 16H189V15L187 14ZM207 16H208V14H207ZM231 16H232V15H231ZM241 16H242V15H241ZM166 17H167V14H166ZM208 17H209V16H208ZM0 18H1V17H0ZM74 18H72V19H74ZM78 18H79V17H78ZM81 18H82V17H81ZM96 18H97V17H96ZM98 18H99V16H98ZM108 18H109V17H108ZM108 18H107V19H108ZM115 18H116V20H117V17H115ZM126 18H127V17H126ZM126 18H125V19H126ZM150 18H151V17H150ZM155 18H157V17H155ZM162 18H163V16H162ZM170 18H171V17H170ZM180 18H181V17H180ZM5 19H6V18H5ZM7 19H8V17H7ZM53 19H54V18H53ZM53 19H52V20H53ZM109 19H110V18H109ZM119 19H120V18H119ZM167 19H168V17H167ZM167 19H166V20H167ZM94 20H95V19H94ZM94 20H93V21H94ZM110 20H112V19H110ZM138 20H139V19H138ZM138 20H137V21H138ZM148 20H149V18H148ZM151 20H152V18H151ZM154 20H156V19H154ZM194 20H195V19H194ZM208 20H209V19H208ZM242 20H243V19H242ZM246 20H247V19H246ZM261 20H262V19H261ZM0 21H1V19H0ZM2 21H4V19H3ZM17 21H18V20H17ZM74 21H75V20H74ZM86 21H87V20H86ZM90 21H92V20H90ZM96 21H97V20H96ZM96 21H95V22H96ZM118 21H119V20H118ZM123 21H125V20H123ZM126 21H127V20H126ZM66 22H67V20H66ZM103 22H104V21H103ZM121 22H122V21H121ZM152 22H154V21H152ZM152 22H151V23H152ZM158 22H159V21L157 20L156 23H158ZM163 22H164V21H163ZM2 23H4V22H2ZM73 23H74V22H73ZM100 23H101V22H100ZM118 23H120V22H118ZM118 23H117V25H118ZM151 23H150V24H151ZM262 23H264L263 20H262ZM70 24H71V23H70ZM70 24H69V25H70ZM87 24H88V23H87ZM93 24H94V22H93ZM143 24L146 25V23H143ZM185 24H186V23H185ZM6 25H7V24H6ZM88 25H89V24H88ZM88 25H87V26H88ZM111 25H112V24H111ZM158 25H159V23H158ZM158 25L155 26V28H153V26H154V25H153L151 29H155V30H156V28L158 27ZM162 25H164V23H162ZM187 25H188V24H187ZM211 25H212V24H211ZM87 26H86V27H87ZM112 26H113V25H112ZM114 26H115V25H114ZM138 26H141V24H138ZM138 26H137V27H138ZM225 26H226V25H225ZM261 26H264V25H261ZM89 27H90V26H89ZM115 27H116V26H115ZM133 27L136 28L135 26H132V28H133ZM213 27H215V26H213ZM213 27H212V28H213ZM255 27L258 29V27H260V25L258 26V24H256ZM10 28H11V27H10ZM21 28H22V27H21ZM36 28H37V27H36ZM36 28H35V29H36ZM63 28H65V25H63ZM80 28H81V27H80ZM148 28H149V26H148ZM180 28H181V27H180ZM192 28H193V27H192ZM253 28H254V27H253ZM253 28H252V29H253ZM256 28H255V29H256ZM18 29H20V28L18 27ZM33 29H34V28H33ZM81 29H82V28H81ZM113 29H114V27L112 28V30H113ZM203 29H204V27H203ZM214 29H215V28H214ZM214 29H213V31H215ZM245 29H246V28H245ZM36 30H37V29H36ZM36 30H35V31H36ZM78 30H79V29H78ZM78 30H77V31H78ZM114 30H115V29H114ZM138 30H139V29H138ZM146 30H147V29H146ZM146 30L144 29L143 31H146ZM211 30H212V29H211ZM228 30H229V29L227 28V31H228ZM253 30H254V29H253ZM253 30H251V31L253 32ZM259 30H260V29H259ZM9 31H10V30H9ZM11 31H12V30H11ZM30 31H31V30H30ZM30 31H29V32H30ZM89 31H90V30H89ZM89 31H88V32H89ZM93 31H94V30H93ZM135 31H137V30L135 29ZM139 31H140V30H139ZM152 31H154V30H152ZM181 31H182V30H179L178 32H181ZM183 31H184V32H183ZM183 31H182V32L185 33L186 30H183ZM188 31H189V30H188ZM188 31H186V32L189 33ZM204 31H205V29H204ZM261 31H262V30H261ZM13 32H14V31H13ZM37 32H38V31H37ZM90 32H91V31H90ZM131 32H132V31H131ZM131 32H130V34H131ZM190 32H191V31H190ZM198 32H199V31H198ZM217 32H218V31H217ZM217 32H215V33H217ZM228 32H229V31H228ZM243 32H246V30L242 31L241 33H243ZM257 32H259V31L257 30ZM257 32H256V33H257ZM6 33H7V32H6ZM21 33H22V32H21ZM30 33H31V32H30ZM33 33H35V32H33ZM86 33H87V32H85V35H86ZM95 33H96V32H95ZM111 33H113V32H111ZM183 33H182V34H183ZM194 33H196V32L194 31ZM202 33H203V32H202ZM207 33H208V32H207ZM209 33H210V32H209ZM78 34H80V33H78ZM133 34H134V33H133ZM189 34H190V33H189ZM198 34H199V33H198ZM222 34H223V33H222ZM18 35H19V34H18ZM23 35H24V34H23ZM25 35H26V34H25ZM30 35H32V34H30ZM76 35H77V34H76ZM107 35H108V33H107ZM203 35H204V34H203ZM220 35H221V34H220ZM242 35H243V34H242ZM250 35H251V34H250ZM255 35H256V34H255ZM255 35H254V36H255ZM21 36H22V35H21ZM27 36H29V34H28ZM91 36H92V34H91ZM91 36H90V37H91ZM111 36H112V35H111ZM139 36H140V35H139ZM179 36H180V35H179ZM210 36H211V35H210ZM217 36H218V34H217L215 37H217ZM238 36H239V35H238ZM31 37H32V36H30V38H31ZM129 37H130V36H129ZM260 37H261V36H260ZM18 38H19V37H18ZM22 38H23V37H21V39H22ZM30 38H29V39H30ZM80 38H81V37H80ZM126 38H127V36H126ZM131 38H132V37H131ZM172 38H173V37H172ZM172 38H171V40H173V41H174V40H178V39L175 38V37H174V39H172ZM200 38L203 39L202 37H200ZM207 38H208V37H207ZM207 38H206V39H207ZM210 38H212V37H210ZM222 38H223V37H222ZM234 38H236V37L234 36ZM14 39H16V38H14ZM49 39H50V38H49ZM129 39H130V38H129ZM132 39H133V38H132ZM180 39H181V38H180ZM191 39H192V38H191ZM206 39H205V41H206ZM218 39H219V38H218ZM247 39H248V38H247ZM247 39L245 38V40H247ZM249 39H250V38H249ZM2 40H4V39H2ZM6 40H7V39H6ZM9 40H12V39H9ZM9 40H8V42H10ZM80 40H81V39H80ZM100 40H101V39H100ZM103 40H104V39H103ZM103 40H101V42H102ZM119 40H120V39H119ZM123 40H124V38H123ZM152 40H153V38H152ZM159 40H160V39H159ZM181 40H182V39H181ZM208 40H209V39H207V41H208ZM233 40H235V39H233ZM238 40H239V39H237V41H238ZM89 41H90V40H89ZM94 41H97V42H98V40H96V39H95ZM104 41H106V40H104ZM155 41H156V40H155ZM169 41H170V40H169ZM179 41H180V40H179ZM190 41H191V40H190ZM205 41H204V42H205ZM219 41H220V40H218V42H219ZM235 41H236V40H235ZM247 41H248V40H247ZM247 41H246V42H247ZM11 42L13 43L14 41L12 40ZM15 42H16V40H15ZM26 42H28V41H26ZM26 42H24V43H26ZM34 42L37 43L36 41H34ZM39 42H40V41H39ZM42 42L44 43V41H42ZM45 42H46V41H45ZM119 42H120V41H119ZM121 42H122V41H121ZM121 42H120V43H121ZM123 42H124V41H123ZM145 42H147V41H145ZM159 42H160V41H159ZM211 42H213V41H211ZM246 42H245V43H246ZM20 43H21V42H20ZM24 43H21V44L23 45ZM93 43H94V42H93ZM98 43H99V42H98ZM98 43H97V46H96V47H99V46H100V45L98 46ZM117 43H118V42H114V44H117ZM120 43H119V44H120ZM124 43H126V42H124ZM148 43H149V42H148ZM152 43H153V41H152ZM191 43H192V42H191ZM205 43H207V42H205ZM214 43H215V42H214ZM216 43H217V42H216ZM221 43H222V42H221ZM233 43H235V42H233ZM242 43H243V41H242ZM4 44H5V43H4ZM13 44H16V45H17V43H13ZM21 44H20V46L18 45V47H21V46H22ZM112 44H113V41H112ZM119 44H117V47H118ZM138 44H139V43H138ZM146 44H147V43H146ZM224 44H225V43H224ZM35 45H36V44H35ZM88 45H89V44H88ZM94 45H96V44L94 43ZM94 45H93V46H94ZM122 45H123V44H122ZM150 45H153V44H150ZM158 45H159V44H158ZM176 45H177V44H176ZM181 45H184V44L181 43ZM181 45L179 44V47H180ZM187 45H188V43H187ZM190 45H191V44H190ZM221 45H222V44H221ZM13 46H15V45H13ZM13 46H12V47H13ZM28 46H29V45H28ZM37 46H38V45H37ZM112 46H113V45H112ZM112 46L109 47V48H110V49H113ZM120 46H121V45H120ZM171 46H173V45H171ZM171 46H169V47H171ZM177 46H178V45H177ZM191 46H193V45H191ZM204 46H206V45H204ZM213 46H214V45H213ZM213 46L210 47V50L213 48ZM215 46H216V45H215ZM215 46H214V47H215ZM224 46H225V45H224ZM226 46H228V45H226ZM237 46H238V45H237ZM242 46H244V45L242 44ZM242 46H240V48H241ZM0 47H1V46H0ZM16 47H17V46H16ZM18 47H17V48H18ZM106 47H107V46H106ZM121 47H122V46H121ZM173 47H174V46H173ZM183 47H184V46H183ZM2 48H3V46H2ZM5 48H6V46H5ZM8 48H9V45H8ZM14 48H15V47H14ZM14 48H11V49H14ZM22 48H23V47H22ZM31 48H32V47H31ZM33 48H34V47H33ZM33 48H32V49H33ZM39 48H40V47H39ZM91 48H92V47H91ZM197 48H198V47H197ZM216 48L218 49V43H217V47H216ZM221 48H222V47H221ZM235 48H236V47H235ZM9 49H10V48H9ZM9 49H8V50H9ZM11 49H10V51H11ZM25 49H26V48H25ZM25 49H24V50H25ZM29 49H30V48H29ZM29 49H28V50H29ZM50 49H52V48H50ZM82 49H83V48H82ZM82 49H81V50H82ZM116 49L118 50V49H120V48H119V47H118V48H115L114 51H115ZM122 49H123V48H122ZM163 49H164V48H163ZM165 49L167 50V48H165ZM165 49H164V50H165ZM172 49H173V48H172ZM186 49H189L188 52H190L192 48H190V46H189V47L186 48ZM217 49L214 48L215 52H216ZM224 49H225V48H224ZM2 50H3V49H2ZM5 50H6V49H5ZM22 50H23V49H22ZM22 50H21V51H22ZM40 50H42V49H40ZM74 50H75V49H74ZM74 50H73V51H74ZM81 50H80V51H81ZM85 50H86V49H85ZM120 50H121V49H120ZM133 50H134V49H133ZM166 50H165V51H166ZM229 50H231V49H229ZM239 50H240V49H239ZM6 51H7V50H6ZM12 51H13V50H12ZM16 51H17V50H16ZM83 51H84V50H83ZM90 51H91V50H90ZM95 51H96V50H95ZM95 51H93V52H95ZM112 51H113V50H112ZM112 51H111V52H112ZM192 51H193V49H192ZM192 51H191V54H192ZM196 51H197V50H196ZM211 51H212V50H211ZM218 51H219V50H218ZM218 51H217V52H218ZM220 51H221V50H220ZM4 52H5V51H4ZM8 52H9V51H8ZM17 52H18V51H17ZM19 52H20V50H19ZM19 52H18V53H19ZM33 52H34V51H33ZM33 52H32V53H33ZM36 52H37V51H36ZM55 52H56V51H55ZM117 52H119V51H117ZM117 52H116V51L113 52V55H114V53L117 54ZM209 52H210V51H209ZM215 52H214V53H215ZM221 52H222V51H221ZM221 52H220V53H221ZM257 52H258V50H256V54H257ZM23 53H24V51H23ZM25 53H26V52H25ZM25 53H24V54H25ZM28 53H29V52H28ZM83 53H85V51H84ZM95 53H96V52H95ZM95 53H94V54H95ZM138 53H139V52H138ZM160 53H161V52H160ZM183 53H184V52H183ZM183 53L181 52V53H178V54L181 55V54H183ZM214 53H213V54H214ZM234 53L236 54V52H234ZM4 54H5V53H4ZM10 54H11V53L9 52V55H10ZM26 54H27V53H26ZM64 54H67V53L65 52ZM211 54H212V52H211ZM216 54H217V53H216ZM6 55H7V54H6ZM6 55H5V56H6ZM9 55H8V57H9ZM12 55H13V54H12ZM80 55H81V54H80ZM91 55H92V54H91ZM91 55H90V56H91ZM98 55H99V54H98ZM161 55H162V54H161ZM175 55L177 56V52H176ZM179 55H178V56H179ZM222 55H223V54H222ZM222 55H221V56H222ZM236 55H237V54H236ZM236 55H234V56H236ZM241 55H242V53H241ZM246 55H247V54H246ZM249 55H251V54H249ZM249 55H248V56H249ZM26 56H27V55H26ZM62 56H63V55H62ZM62 56H60V57H62ZM86 56H87V55H86ZM90 56L88 55V57H90ZM96 56H97V54H96ZM100 56H101V55H100ZM137 56H138V55H137ZM171 56H172V55H171ZM176 56H174V57H176ZM183 56H184V55H183ZM209 56H210V53H209ZM217 56H218V55H217ZM219 56H220V55H219ZM244 56H245V55H244ZM244 56H243V57H244ZM11 57H12V56H11ZM17 57H18V56H17ZM76 57H77V56H76ZM78 57H79V55H78ZM78 57H77V58H78ZM106 57H107V56H105V59H107ZM108 57H109V58H112L113 56H109V55H108ZM174 57H173V59H175ZM179 57H180V56H179ZM179 57H178V58H179ZM214 57H215V55H214ZM243 57H242V58H243ZM249 57H250V56H249ZM259 57H260V56H259ZM22 58H23V57H22ZM58 58H59V57H58ZM80 58H82V57L80 56ZM80 58H79V60H77V59L75 58V60L80 61ZM92 58H93V57H92ZM97 58H98V57H97ZM99 58H100V57H99ZM139 58H140V57H139ZM181 58H182V56H181ZM244 58H245V57H244ZM263 58H264V57H263ZM1 59H2V58H1ZM1 59H0V60H1ZM28 59H29V58H28ZM28 59H27V60H28ZM55 59H56V58H55ZM64 59H65V58H64ZM71 59H72V58H71ZM82 59H84V58H82ZM101 59H102V57H101ZM156 59H159V58H156ZM160 59H161V58H160ZM176 59H177V57H176ZM176 59H175V60H176ZM191 59H192V58H191ZM260 59H261V58H260ZM2 60H3V59H2ZM5 60H6V59H5ZM21 60H22V59H21ZM30 60H31V59H30ZM89 60H90V59H89ZM103 60H104V58H103ZM149 60H150V59H149ZM152 60H153V59H152ZM152 60H150V61H152ZM178 60H179V59H178ZM178 60H177V61H178ZM244 60H245V59H244ZM252 60H254V59L252 58ZM252 60H251V58H250V61H251V62H252ZM9 61H10V60H9ZM31 61H32V60H31ZM47 61H48V60H47ZM68 61H69V60H68ZM83 61H84V60H83ZM85 61H86V60H85ZM98 61L101 62L100 59H98ZM108 61H109V60L107 59L106 62H108ZM154 61H155V59H154ZM154 61H153V62H154ZM179 61H180V60H179ZM201 61H202V59L200 60V62H201ZM237 61H238V60H237ZM242 61H243V60H242ZM245 61H246V60H245ZM257 61H258V59H257ZM3 62H4V61H3ZM64 62H65V61H64ZM72 62H74V61H71V60H70V63H72ZM89 62H90V61H89ZM104 62H105V61H104ZM104 62H103V63H104ZM106 62H105V63H106ZM169 62H170V61H169ZM169 62H168V63H169ZM181 62H182V61H181ZM181 62H178V64L180 63V66H181ZM197 62H199V61H197ZM203 62H205V61H203ZM218 62H219V61H218ZM239 62H241V61H239ZM263 62H264V60H263ZM37 63H38V61H37ZM65 63H66V62H65ZM70 63H69V64H70ZM75 63H76V62H75ZM81 63H82V62H81ZM81 63H80V64H81ZM84 63H85V62H84ZM90 63H92V61H91ZM96 63H97V62H96ZM128 63H129V62H128ZM176 63H177V62H176ZM241 63H242V62H241ZM241 63H240V64H241ZM247 63H250L249 60H247ZM253 63H254V64H253ZM253 63H252V64H253L254 66H255V63H256V65H257V62H256V61L253 62ZM1 64H3V63L1 62ZM66 64H68V62H67ZM72 64H74V63H72ZM72 64H70V65H72ZM232 64H233V63H232ZM240 64H238V65H240ZM70 65H69V66H70ZM76 65H77V64H76ZM92 65H94V64L92 63ZM101 65H102V64H101ZM130 65H131V64H130ZM163 65H164V64H163ZM171 65H172V64H171ZM205 65H206V64H205ZM222 65H224V64H222ZM235 65H237V64H235ZM242 65H244V64H242ZM247 65H248V64H247ZM247 65H246V66H247ZM253 65H252V66H253ZM8 66H9V65H8ZM10 66H11L10 69L14 72V70H15L16 68L13 69V67H12L11 64H10ZM19 66H21V65H19ZM30 66H31V65H30ZM60 66H61V65H60ZM72 66H73V65H72ZM80 66H81V65H80ZM82 66H83V65H82ZM89 66H90V65H89ZM154 66H155V65H154ZM172 66H173V65H172ZM177 66H178V65H177ZM180 66H179V67H180ZM201 66H203L202 63H201ZM207 66H208V65H207ZM230 66L234 67V66L231 65V64H230ZM240 66H241V65H240ZM31 67H32V66H31ZM37 67H38V66H37ZM83 67H84V66H83ZM102 67H103V66H102ZM187 67H189V66H187ZM190 67H191V66H190ZM226 67H227V66H226ZM235 67H236V66H235ZM235 67H234V69L231 68V67H227V68H231V70H232V69L235 70ZM244 67H245V66H244ZM249 67H251V66H249ZM19 68H20V67H19ZM64 68H65V67H64ZM75 68H76V70H77V67H75ZM75 68H74V69H75ZM84 68H85V67H84ZM87 68H89V67H86V69H87ZM90 68H93V67L90 66ZM94 68H95V66H94ZM94 68H93V71H94ZM97 68H99V67H97ZM106 68H108V67H106ZM176 68H177V67H176ZM227 68H222L221 70H219V71H222V72H220V73H221L220 76L223 74V69H225L224 71H226ZM256 68H257V67H256ZM4 69H6V68H4ZM65 69L67 70V69H69V68H65ZM74 69H73V71H75ZM103 69H104V68H103ZM153 69H154V68H153ZM187 69H188V68H187ZM236 69H238V70L240 71L239 66H238V68H236ZM242 69H243V68H242ZM242 69H241V70H242ZM246 69H247V68H246ZM257 69H258V68H257ZM261 69H262V68H261ZM7 70H8V69H7ZM20 70H23V69H19L18 71H20ZM45 70H46V69H45ZM54 70H55V69H54ZM58 70H59V69H58ZM58 70H57V72H58ZM63 70H64V69H63ZM80 70L82 71L83 69H80ZM112 70H113V69H112ZM137 70H138V69H137ZM168 70H170V69H168ZM178 70H179V69H178ZM243 70H244V69H243ZM252 70H253V69H252ZM5 71H6V70H5ZM15 71H17V70H15ZM59 71H60V70H59ZM70 71L73 72L72 70H70ZM78 71H79V70H77V71H75V72L77 73ZM89 71H90V70H89ZM159 71H160V70H159ZM170 71H171V73L173 72L172 70H170ZM191 71H193V69H192ZM219 71H217L215 74H212V75H216L217 73H219ZM228 71H229V70H228ZM247 71H248V70H247ZM253 71H254V70H253ZM3 72H4V71H3ZM7 72H9V70H8ZM7 72H4L5 75H6ZM20 72H23V71H20ZM46 72H47V71H46ZM60 72H61V71H60ZM82 72H83V71H82ZM95 72H96V71H95ZM226 72H227V71H226ZM232 72H233V71H232ZM255 72H257V71H255ZM4 73H3V74H0V75H3V76H4ZM10 73H12V72L10 71ZM40 73H41V72H40ZM90 73H92V70H91ZM109 73H110V70H109ZM123 73H125V72H123ZM157 73H158V72H157ZM160 73H162V72H160ZM168 73H169V71H168ZM241 73H242V72H241ZM261 73H262V72H261ZM261 73H260V74H261ZM15 74H17V72H15ZM18 74H20V73L18 72ZM68 74H69V72H68ZM72 74H74V72H73ZM85 74H86V72H85ZM92 74H94V73H92ZM105 74H107V72L104 71V74H102V75L105 76ZM120 74H121V73H120ZM120 74H119V76H123V75H120ZM128 74H129V73H128ZM149 74H150V73H148V76H149ZM238 74H239V73H238ZM8 75H9V74H8ZM12 75H13V74H12ZM12 75H11V76H12ZM42 75H43V74H42ZM42 75H40V76H42ZM65 75H66V72H65ZM94 75H95V74H94ZM102 75H101V76H102ZM108 75H109V74H108ZM108 75H106V76L108 77ZM125 75H127V74H125ZM146 75H147V74H146ZM160 75H161V74H160ZM224 75H225V74H224ZM224 75H223V77H224ZM236 75H237V74H236ZM245 75H246V74H245ZM261 75H262V74H261ZM13 76H14V78H16L15 75H13ZM30 76H31V75H30ZM44 76H45V75H44ZM59 76H60V75H59ZM67 76H68V75H67ZM71 76H72V75H71ZM80 76H81V75H80ZM139 76H140V75H139ZM144 76H145V75H144ZM144 76H143V77H144ZM237 76H238V75H237ZM241 76H242V74H241ZM253 76H255V75H253ZM8 77H10V76H8ZM8 77H6V78L8 79ZM19 77H20V76H19ZM21 77H23V75H21ZM24 77H25V76H24ZM24 77H23V78H24ZM32 77L34 78L33 75H32ZM49 77H50V76H49ZM55 77H56V80H57V78H59V77H57V76H55ZM72 77H74V75H73ZM89 77H90V75H89ZM112 77H113V76H112ZM114 77H115V75H114ZM134 77H135V76H134ZM171 77H173V76L171 75ZM185 77H186V75H185ZM192 77H194V76L192 75ZM229 77H230V76H229ZM234 77H235V76H234ZM249 77H250V76H249ZM261 77H263V76H261ZM23 78H22V79H23ZM36 78H37V77H36ZM41 78H42V77H41ZM41 78H40V79H41ZM53 78H54V77H52V79H53ZM66 78H68V77H66ZM69 78H70V76H69ZM69 78H68V79H69ZM96 78H97V76H96ZM115 78H116V77H115ZM121 78H124V77H121ZM146 78H147V77H146ZM174 78H175V77H174ZM181 78H182V77H181ZM217 78H218V77H217ZM224 78H225V77H224ZM236 78H237V77H236ZM243 78H244V77H243ZM250 78H251V77H250ZM7 79H5V77H4L3 80L6 81ZM27 79H28V78H27ZM43 79H44V78H43ZM54 79H55V78H54ZM61 79H62V78H61ZM71 79H72V78H71ZM71 79H70V80H71ZM84 79H85V78H84ZM87 79H89V78H87ZM93 79H94V77H93ZM93 79H92V80H93ZM98 79H99V78H98ZM101 79H102V78H101ZM108 79L110 80V78H108ZM140 79H141V78H140ZM140 79H139V80H140ZM177 79H178V78H177ZM219 79H221V77H220ZM222 79H223V78H222ZM222 79H221V80H222ZM261 79H262V78H261ZM8 80H9V79H8ZM8 80H7V82H9ZM23 80H24V79H23ZM56 80H55V81H56ZM65 80H66V79H65ZM78 80H79V79H78ZM94 80H95V79H94ZM109 80H107V82H108ZM113 80H114V79H113ZM119 80H120V78H119ZM119 80H118V81H119ZM132 80H133V78H132ZM132 80H131V81H132ZM135 80H136V77H135V79L133 80V82H131V83H133V86H135L134 90L136 89L135 82L138 83V84H139V82L144 83V82H142V80H141V81L138 80L139 82H137V81H135ZM143 80H144V79H143ZM145 80H146V79H145ZM168 80H170V79H168ZM221 80H220V83H223V84H224V82H222ZM223 80H224V79H223ZM259 80H260V75H259ZM259 80H258V81H259ZM29 81H30V80H28V82H29ZM31 81H32V80H31ZM58 81L60 82V78H59ZM62 81H64V80H62ZM75 81H76V79H75ZM80 81H81V79H80ZM85 81H86V80H85ZM89 81H90V80H89ZM95 81H97V80H95ZM98 81H99V80H98ZM115 81H117V80H115ZM182 81H184V80H182ZM218 81H219V80H218ZM218 81L216 80V82H218ZM237 81H238V79H237ZM247 81L249 82L248 79H247ZM43 82H44V81H43ZM56 82H57V81H56ZM67 82H68V81H67ZM67 82H64V83L66 84ZM90 82H92V81H90ZM155 82L157 83V81H155ZM172 82L175 83V81H172ZM172 82H171V83H172ZM176 82H177V81H176ZM210 82H211V81H210ZM216 82H214V83H216ZM255 82L257 83L256 78H255ZM3 83H4V82H3ZM36 83H38V82H36ZM41 83H42V82H41ZM51 83L54 84V82H52V81H51ZM60 83H62V82H60ZM68 83H71V82L69 81ZM73 83H74V82H72V84H73ZM81 83H82V81H81ZM83 83H84V81H83ZM114 83H115V82H114ZM122 83H123V81H122ZM150 83H152V81H150ZM156 83H155V84H156ZM158 83H159V82H158ZM158 83H157V84H158ZM169 83H170V81H169ZM174 83H172V84H173L172 87H175V89H177V88H178V83H177V85H175ZM252 83H253V82H252ZM34 84H35V83H34ZM44 84H45V83H44ZM46 84H47V83H46ZM62 84H63V83H62ZM88 84H90V83H88ZM94 84H95V83H94ZM115 84H117V83H115ZM146 84H147V82L145 81V84H143V85H146ZM153 84H154V83H152V84H150V85L152 86ZM180 84H181V83H180ZM204 84H205V83H204ZM216 84H217V83H216ZM242 84H243V83H242ZM253 84H254V83H253ZM258 84H259V82H258ZM258 84H257V85H258ZM6 85H7V84H6ZM39 85H40V84H39ZM41 85H42V84H41ZM59 85H60V84H59ZM70 85H71V84H69V86H70ZM100 85H102V84H100ZM103 85H105V84H103ZM108 85H109V84H108ZM119 85H120V84H119ZM141 85H142V84H141ZM147 85H148V84H147ZM147 85H146V87H147ZM150 85H149V86H150ZM174 85H175V86H174ZM205 85H206V84H205ZM221 85H222V84H221ZM239 85H241V84H239ZM239 85H238V88H239ZM1 86H2V85H1ZM32 86H33V84H32ZM34 86H35V87H38L37 85H34ZM52 86L54 87L55 84L52 85ZM52 86H51V87H52ZM73 86H74V84L72 85V87H73ZM81 86H82V85H81ZM90 86H91V85H90ZM114 86H115V85H114ZM114 86H112V88H113ZM120 86H121V85H120ZM128 86H131V88H129V89H130V91H131V89H132V91L134 92V90H133V88H132L133 86H132L131 84L129 85V83H128ZM153 86H154V85H153ZM167 86L169 87V85H167ZM176 86H177V87H176ZM216 86H218V84H217ZM231 86H232V85H231ZM235 86H236V85H235ZM243 86H244V85H243ZM262 86H264V85L262 84ZM29 87H30V86H29ZM43 87H44V86H43ZM48 87H49V86H48ZM51 87H49V88H51ZM70 87H71V86H70ZM78 87H79V85H78ZM86 87H89V86H86ZM96 87H98V85H97ZM99 87H100V86H99ZM121 87H122V86H121ZM138 87H139V86H138ZM161 87H162V86H161ZM168 87H167V88L165 87V89H167V91H168ZM201 87H202V86H201ZM218 87H219V86H218ZM218 87H217V88H218ZM244 87H246V86H244ZM252 87H253V85H252ZM252 87H251V88H252ZM259 87H260V85H259ZM30 88H31V87H30ZM30 88H29V89H30ZM46 88H47V87H46ZM55 88H58V87L56 86ZM89 88H90V87H89ZM104 88H105V87H103V89H104ZM127 88H128V87H127ZM152 88H153V87H152ZM152 88H151V89H152ZM199 88H200V87H199ZM205 88H206V87H205ZM235 88H236V87H235ZM238 88H237V89H238ZM15 89H16V88H15ZM18 89H19V88H18ZM21 89H22V88H21ZM23 89H24V88H23ZM25 89H28V87H25ZM35 89H36V88H35ZM37 89L39 90L40 88H37ZM77 89H78V88H77ZM99 89H100V88H98L97 90L95 89V91H98ZM118 89H119V88H118ZM148 89L150 90L149 87H148ZM175 89H174V90H175ZM201 89H202V88H201ZM206 89H207V88H206ZM246 89H247V88H246ZM260 89H262V88L260 87ZM0 90H1V89H0ZM30 90H31V91H32V90H33V91H36V90H34V89H32V88H31ZM38 90H37V91H38ZM44 90H46V89H44ZM50 90H53V91H54L55 89H52V88H51ZM50 90L48 89V93H49ZM57 90H60V89H57ZM136 90H137V89H136ZM146 90H147V89H146ZM159 90H160V89H159ZM162 90H164V89H162ZM162 90H161V91H162ZM218 90H219V89H218ZM221 90H223L222 93H225V92H224V91H225L224 89H221ZM229 90H230V89H229ZM241 90L243 91V88H242ZM244 90H245V89H244ZM262 90H264V89H262ZM14 91H15V90H14ZM18 91H19V90H18ZM21 91H22V90H21ZM60 91H62V90H60ZM60 91H59V92H60ZM74 91H75V88H74L73 92H74ZM82 91H84V89H83ZM100 91H101V89H100ZM104 91H105V90H104ZM124 91H125V90H124ZM126 91H127V89H126ZM147 91H148V90H147ZM151 91H152V90H151ZM169 91H170V90H169ZM169 91H168V92H169ZM207 91H208V89H207ZM245 91H246V90H245ZM258 91L260 92L259 89H258ZM24 92H25V91H24ZM26 92H27V91H26ZM65 92H66V91H65ZM78 92H79V91H78ZM85 92H86V91H85ZM85 92H84V93H85ZM89 92H90V91H89ZM119 92H120V91H119ZM119 92H118L117 97H118V96H121V95H119ZM122 92H123V90H122ZM127 92H128V91H127ZM141 92H142V91H141ZM163 92H165V91H163ZM180 92H181V91H180ZM220 92H221V91H220ZM235 92H237V91L234 90V93H235ZM248 92H249V91H248ZM259 92H258V93H259ZM261 92H262V91H261ZM27 93H28V92H27ZM27 93H26V95H29V93H28V94H27ZM46 93H47V91H46ZM53 93H54V92H52V95H53ZM55 93H56V91H55ZM75 93H76V92H75ZM91 93L93 94L94 91H92ZM120 93H121V92H120ZM123 93H124V92H123ZM170 93H171V92H170ZM172 93H173V92H172ZM181 93H182V92H181ZM192 93H193V92H192ZM192 93H191V95H192ZM195 93H196V92H195ZM199 93H200V92H199ZM206 93H208V92H206ZM227 93H228V92H227ZM227 93H225V95H226ZM234 93H233V94H234ZM243 93H244V92H243ZM249 93H250V92H249ZM256 93H257V91H256ZM256 93H255V94H256ZM258 93H257V94H258ZM262 93H264V92H262ZM21 94H22V93H21ZM21 94H20V95H21ZM32 94H34V93H32ZM65 94L67 95V93H65ZM68 94H70L69 91H68ZM72 94H73V93H71V95H72ZM89 94H90V93H89ZM100 94H102V92H101ZM113 94H114L115 97H116V93H113ZM129 94H130V93H129ZM142 94H143V92H142ZM145 94H147V93H145ZM155 94H160V93H159V91H158V93L156 92ZM165 94H166V93H165ZM197 94H198V93H197ZM220 94H221V93H220ZM255 94H254V95H255ZM259 94H260V93H259ZM34 95H37V94L35 93ZM46 95H47V94H46ZM71 95H70V96H71ZM87 95H88V94H87ZM93 95H94V94H93ZM105 95H107V94L105 93ZM105 95H104V96H105ZM114 95H113V96H114ZM125 95L128 96V93H126ZM130 95H132V93H131ZM153 95H154V94H153ZM167 95H168V94H167ZM167 95H166V97H167ZM181 95H182V94H181ZM191 95H190V97H191ZM193 95H194V94H193ZM207 95H208V94H207ZM221 95H222V97L224 96L223 94H221ZM243 95H244V97H242L241 99H244V98H247V97H248L247 95L245 96V94H243ZM243 95H241V96H243ZM5 96H6V94H5ZM16 96H17V95H16ZM18 96H19V95H18ZM29 96H30V95H29ZM31 96H32V95H31ZM31 96H30V97H31ZM44 96H45V94H44ZM72 96H73V95H72ZM72 96H71V97H72ZM89 96H91V95H89ZM132 96H133V95H132ZM138 96H140V94H139ZM138 96H137V98H138ZM143 96H144V95H143ZM143 96H142V97H143ZM161 96L163 97L162 94L160 95V97H161ZM170 96H171V94H170ZM174 96H175V95H174ZM182 96L184 97V95H182ZM198 96H199V95H198ZM227 96H228V95H227ZM241 96H240V97H241ZM251 96H252V97H250V98L252 99V98H253V95H251ZM256 96H257V95H256ZM9 97H10V96H9ZM11 97H12V96H11ZM11 97H10V98H11ZM32 97H33V96H32ZM32 97H31V98H32ZM34 97H35V96H34ZM39 97H40V96H39ZM41 97L44 98L42 95H41ZM50 97H51V96H50ZM52 97H53V96H52ZM62 97H63V96H62ZM79 97L82 98L81 96H79ZM94 97H95V95H94ZM101 97H103V95H102ZM101 97H100V98H101ZM111 97H112V96H111ZM115 97H113V99H114ZM121 97H122V96H121ZM129 97H130V96H129ZM155 97L157 98V96H153L154 100H155ZM164 97H165V96H164ZM164 97H163V98H164ZM176 97H178V94H177ZM179 97H180V96H179ZM230 97H232V96H230ZM234 97H235V96H234ZM258 97L261 98V95L258 96ZM27 98H28V96H27ZM58 98H60V99H58V100L61 101V96L58 97ZM64 98H65V97H64ZM64 98H62V99H64ZM69 98H70V97H69ZM72 98H73V97H72ZM72 98H71V99H72ZM85 98H86V97H85ZM98 98H99V97H98ZM98 98H96V100H97ZM105 98H106V97H105ZM122 98H123V97H122ZM126 98H128V97H126ZM150 98L153 99L152 97H150ZM163 98H160V100L163 99ZM187 98H188V97H187ZM195 98H201V97H195ZM214 98H215V97H214ZM214 98H213V100H214ZM218 98H219V97H218ZM223 98H224V97H223ZM225 98H226V97H225ZM225 98H224V100H225ZM250 98H249V101L244 99V101H248V104H247L246 102H245V104L249 105V103L252 101V100L250 101ZM14 99H15V98H14ZM14 99H13V101H14ZM16 99H17V98H16ZM16 99H15V100H16ZM32 99H34V98H32ZM37 99H38V98H37ZM118 99H119V97H118ZM118 99L116 100V98H115L116 101H118ZM124 99H125V98H124ZM129 99H130V98H129ZM157 99H158V98H157ZM185 99H186V98H185ZM215 99H217V98H215ZM239 99H240V98H239ZM241 99H240V100H241ZM247 99H248V98H247ZM257 99H258V98H257ZM261 99H262V98H261ZM17 100H19V99H17ZM67 100H68V99H67ZM79 100H80V99H79ZM87 100H88V99H87ZM98 100H99V99H98ZM100 100H101V99H100ZM119 100H120V99H119ZM122 100H123V99H122ZM130 100H131V99H130ZM142 100H143V103H142L143 105H146V104L148 103L147 100H146L147 103L144 104L145 100H144V99H142ZM154 100H153V101H154ZM158 100H159V99H158ZM176 100H177V99H176ZM226 100H227V99H226ZM2 101H3V100H2ZM20 101H21V100H20ZM85 101H86V100H85ZM90 101L94 102V100H90ZM90 101H89V102H90ZM116 101H114V102L116 103ZM125 101H128V100H125ZM125 101H122V102L125 103ZM148 101H150V99H149ZM155 101H156V100H155ZM184 101L187 103V100H184ZM188 101H189V99H188ZM232 101H233V100H232ZM232 101H229V103H230V102L232 103ZM244 101H242V103H243ZM4 102H5V101H4ZM14 102H15V101H14ZM14 102H13V104H14ZM17 102H18V101H17ZM26 102L28 103V101H26ZM58 102H59V101H58ZM68 102H69V100H68ZM102 102H103V101H102ZM110 102L112 103V101H110ZM110 102L108 101V103L106 102V104H109ZM122 102H121V103H122ZM166 102H167V101H166ZM175 102H176V101H175ZM178 102H179V101H178ZM182 102H183V101H182ZM182 102H180L181 105H182L183 103H185V102H183V103H182ZM216 102H219V101H216ZM233 102H234V101H233ZM10 103H11V102H10ZM18 103L20 104V102H18ZM18 103H16V105H17ZM39 103H41V102L39 101ZM42 103H43V105H44V104H47L48 102L45 103V102L42 101ZM42 103H41V104H42ZM55 103H56V101H55ZM55 103H54V104H55ZM72 103H74V102L72 101ZM80 103H81V102H80ZM226 103H228V102H225L224 104H226ZM242 103L240 102L239 105H241ZM261 103H262V102H261ZM11 104H12V103H11ZM13 104H12V105H13ZM19 104H18V105H19ZM21 104H22V102H21ZM36 104H38V103H36ZM59 104H60V103H58V105H59ZM77 104H78V103H77ZM84 104H85V103H84ZM104 104H105V103H104ZM122 104H123V103H122ZM127 104H130V103H127ZM191 104H193V103H191ZM216 104H217V103H216ZM234 104H235V103H234ZM243 104H244V103H243ZM243 104H242L241 106H243ZM14 105H15V104H14ZM14 105H13V106H14ZM25 105H26V104H25ZM29 105H30V104H29ZM32 105H35V104L32 103ZM55 105H57V103H56ZM78 105H80V104H78ZM91 105H92V104H91ZM110 105H111V104H110ZM110 105H108L107 107H110ZM178 105L181 106L180 104H178ZM183 105H184V104H183ZM219 105H220L221 107L223 106V105L221 104V101H220V103L218 104V107H219ZM228 105H229V104H228ZM232 105H233V104H232ZM232 105H231V106H228V107H232ZM235 105H236V104H235ZM239 105H238V106H239ZM247 105H246V106H247ZM262 105H263V104H262ZM13 106H11V107H13ZM20 106L22 107V105H19L18 107H20ZM40 106H41V105L39 104V106H36V107H37V108H38V107L40 108ZM46 106H47V105H46ZM60 106H61V105H60ZM60 106H59V107H60ZM87 106H88V105H87ZM87 106H86V107H87ZM92 106H93V105H92ZM105 106H106V105H105ZM113 106H114V105H113ZM0 107H2V106L0 105ZM8 107H9V105H8ZM16 107H17V106H16ZM21 107H20V108H21ZM25 107H29V108H27V109H30V108H31V106H27V105H26ZM33 107H34V106H33ZM44 107H45V106H44ZM44 107H43V108H44ZM54 107H58V106H54L53 104H51V108H54ZM94 107H95V106H94ZM111 107H112V105H111ZM121 107H122V106H121ZM170 107H171V106H170ZM170 107H169V109H170ZM175 107H176V105H175ZM175 107H174V108H175ZM228 107H227V105H226V108H228ZM243 107H244V106H243ZM261 107H263V106H261ZM2 108H3V107H2ZM23 108H24V107H23ZM34 108H35V107H34ZM45 108H46V107H45ZM60 108H61V107H60ZM88 108H89V107H88ZM95 108H96V107H95ZM100 108H103V107H100ZM126 108H127V107H126ZM146 108H147V107H146ZM148 108H149V105H148ZM148 108H147V109H148ZM171 108H172V107H171ZM179 108H180V109H179ZM179 108H176V109L181 110V107H179ZM223 108H224V107H223ZM232 108H233V107H232ZM237 108H238V107H236L235 109H232V110L235 111V110H237ZM31 109H32V108H31ZM48 109H49V108H47V110H48ZM54 109H56V108H54ZM67 109H69V108H67ZM74 109H75V108H74ZM74 109H73V111H74ZM84 109H85V108H84ZM96 109H97V108H96ZM104 109H105V107H104ZM106 109H109V108H106ZM111 109H112V108H111ZM118 109H119V107H118ZM129 109H130V108H129ZM182 109H183V107H182ZM224 109H225V108H224ZM245 109H246V108H245ZM260 109H261V108H260ZM14 110H15V109H14ZM45 110H46V109H45ZM49 110H50V109H49ZM97 110H98V109H97ZM119 110H120V109H119ZM119 110H117V111H119ZM121 110H122V109H121ZM124 110H125V108H124ZM148 110H149V109H148ZM148 110H147V111H148ZM154 110H155V109H154ZM162 110H163V109H162ZM225 110L227 111V109H225ZM225 110H224V111H225ZM229 110H231V109H229ZM240 110H243V111L245 112V114H246V110H244L243 108L240 109ZM247 110H248V109H247ZM21 111H22V108H21ZM21 111H20V112H21ZM27 111H28V110H27ZM60 111H61V110H60ZM63 111H64V110H63ZM63 111H62V112H63ZM70 111H71V110H70ZM70 111H69V112H70ZM87 111H88V110H87ZM87 111H86V112H87ZM109 111H111V110H109ZM127 111H128V110H127ZM129 111H130V110H129ZM145 111H146V110H145ZM145 111H144V114H145ZM155 111H156V110H155ZM159 111H160V110H159ZM174 111H175V112H174ZM174 111H172V112H174L175 114L178 113L177 110H174ZM176 111H177V113H176ZM226 111H225V113H224L225 115L229 112V111H227V113H226ZM237 111H238V110H237ZM0 112H1V111H0ZM2 112H3V111H2ZM6 112H7V111H6ZM8 112H9V111H8ZM8 112H7V113H8ZM28 112H29V111H28ZM35 112H40V111H35ZM52 112L54 113V110H53ZM57 112H58V111H57ZM75 112H76V111H75ZM89 112H90V111H89ZM103 112H105V111L103 110ZM121 112H122V111H120V113H121ZM150 112H151V111H150ZM168 112H170V111H168ZM183 112L186 113L185 111H183ZM213 112H214V111H213ZM220 112H223V110L220 111ZM220 112H219V113H220ZM235 112H236V111H235ZM235 112H234V113H235ZM247 112H248V111H247ZM260 112H262V110H261ZM18 113H19V112H18ZM24 113H25V111H24ZM26 113H27V112H26ZM31 113H32V112H31ZM31 113H29V114H31ZM53 113H52V114H53ZM58 113H60V112H58ZM65 113L67 114V111H66ZM70 113H71V112H70ZM107 113H108V112H107ZM116 113H117V112H116ZM130 113H132V112H130ZM146 113H147V112H146ZM157 113H158V111L155 112V113H154L155 115H154V114H153V111H152V114H153V115H152V114H150V115L154 116V118H155V116H156ZM180 113H181V112H180ZM205 113H206V112H205ZM208 113H210V111H208ZM231 113H233V112L231 111ZM241 113H242V111H241ZM3 114H5V112H4ZM9 114H12V113H9ZM9 114H8V115H9ZM27 114H28V113H27ZM29 114H28V115H29ZM38 114H39V113H38ZM38 114H34V116H35V115H38ZM44 114H45V113H44ZM49 114H51V113H48V115H49ZM56 114H57V113H56ZM66 114H65V115H66ZM68 114H69V113H68ZM68 114H67V116H68ZM72 114H73V113H72ZM87 114H88V113H87ZM91 114H92V110H91ZM91 114H90V116H91ZM135 114H136V113H135ZM141 114H142V112H141ZM168 114H169V113H167V115H168ZM170 114H171V116H173V117H170ZM170 114L168 115L170 119H171V118H175V119L178 120V121H179V119H180L179 117H181V116L183 115V114H182L181 116H178V117L175 115V117H174V115H172V113H170ZM211 114H212V112H211L209 115H211ZM216 114H217V113H216ZM216 114H215V116H216ZM229 114H230V112H229ZM229 114H227V115H229ZM235 114H237V113H235ZM235 114H231V115H232V116H233V115L235 116ZM249 114H250V113H249ZM262 114H263V112H262ZM8 115H7V116H8ZM14 115H15V114H14ZM14 115L12 114V116H14ZM60 115H61V114H60ZM62 115H63V114H62ZM62 115H61V116H62ZM75 115H76V113H75ZM79 115H80V113H79ZM98 115H99V114H98ZM98 115H97V116H98ZM113 115H114V114H113ZM160 115H161V114H160ZM179 115H180V114H179ZM204 115H205V114H204ZM204 115H202V116H204ZM206 115H208V114L206 113ZM222 115H223V114H222ZM0 116H1V114H0ZM12 116L10 115V117H12ZM26 116H27V115H26ZM41 116H42V115H41ZM55 116H56V115H55ZM83 116H84V115H83ZM85 116H86V113H85ZM88 116H89V115H88ZM107 116H108V115H107ZM135 116H136V115H135ZM138 116H139V113H138ZM138 116H137V118H138ZM145 116H146V114H145ZM157 116H158V115H157ZM189 116H190V115H189ZM189 116H188V118H190ZM198 116H199V115H198ZM202 116L200 115V117H202ZM211 116H212V115H211ZM215 116H214V117H215ZM220 116H221V115H220ZM22 117H24V115L21 116V118H22ZM30 117H31V116H30ZM57 117H58V116H57ZM64 117L66 118V116H64ZM64 117H63V118H64ZM77 117H78V116H77ZM113 117H114V116H113ZM122 117H123V116H122ZM128 117H130V116H128ZM131 117H132V116H131ZM143 117H144V116H143ZM186 117H187V116H185V118H184V115H183L181 118H184L185 120H187V123H188V124H187V123H186V124H187L188 126H191V124H193V123L191 122V124H189L190 122H188V118L186 119ZM195 117H197V115H196ZM217 117H218V116H217ZM221 117H222V116H221ZM228 117H229V116H228ZM0 118H1V117H0ZM40 118H44V115H43V117H40ZM40 118H39V119H40ZM47 118H48V117H47ZM53 118H55V117H53ZM91 118H92V116H91ZM95 118H96V117H95ZM110 118H111V117H110ZM134 118H136V117H134ZM134 118H133V119H134ZM137 118H136V119H137ZM140 118H141V119H140ZM140 118H138V119L143 120L142 117H140ZM146 118H148V116H147ZM152 118H153V117H152ZM154 118H153V120H154ZM177 118H178V119H177ZM198 118H199V117H198ZM208 118H209V117H208ZM224 118H225V117H224ZM224 118H222V119L224 120ZM226 118H227V117H226ZM232 118H233V117H232ZM263 118H264V114H263ZM2 119H4V118H2ZM8 119H9V118H8ZM13 119H14V117H13ZM13 119L11 120V118H10V120H11L12 122H13ZM60 119H61V118H60ZM71 119H72V118H71ZM74 119H75V118H74ZM81 119H82V118H81ZM96 119H97V118H96ZM101 119H102V118H101ZM107 119H108V118H107ZM113 119H114V118H113ZM170 119H168L170 123H168L167 125L170 126V127L168 126V127H169L168 129H172V131H173V128H171V126H172V124H173L174 122H176V121H174V119H173L174 122H172ZM196 119H197V118H196ZM211 119H212V118L210 117V118H209V121H211ZM216 119H217V118H215L214 120L216 121ZM219 119L222 121L221 118H219ZM227 119L229 120V118H227ZM230 119H231V117H230ZM234 119H235V117H234ZM6 120H7V118L4 120V124L7 123ZM10 120H8L9 123H10ZM62 120L64 121V122L62 121L63 124L65 123V121H67V120H64V119H62ZM76 120H77V119H76ZM78 120H79V119H78ZM88 120H89V119H88ZM99 120H100V119H99ZM105 120H106V118H105ZM109 120H110V119H109ZM111 120H112V119H111ZM111 120L109 121L110 123H111ZM122 120H124V119H122ZM127 120H128V119H127ZM140 120H138V121H139V124H142ZM165 120H166V119H165ZM168 120H167V121H168ZM189 120H190V119H189ZM205 120H207V121H205V123L207 124L208 119H205ZM217 120H218V119H217ZM251 120H252V119H251ZM21 121H22V120H21ZM21 121H20V122H21ZM34 121H36V120H34ZM47 121H48V120H47ZM49 121H54V120H49ZM49 121H48V122H49ZM55 121H58V120L56 119ZM80 121H81V120H80ZM84 121H85V120H84ZM115 121H116V120H115ZM128 121H130V120H128ZM138 121H136V122L138 123ZM154 121L157 122V120H154ZM190 121H191V120H190ZM195 121L197 122V120H194V122H195ZM198 121H199V120H198ZM203 121H204V119H203ZM0 122H1V120H0ZM5 122H6V123H5ZM45 122H46V120H45ZM58 122H60V121H58ZM67 122H68V121H67ZM67 122H66V123H67ZM81 122H82V121H81ZM89 122H90V121H89ZM93 122H94V121H93ZM96 122H97V120H96ZM101 122H102V120H101ZM109 122H108V123H109ZM116 122H117V121H116ZM143 122H144V121H143ZM147 122H148V121H147ZM151 122H152V121H151ZM183 122H184V121H183ZM224 122H225V121H224ZM224 122H223V123H224ZM229 122H230V121H229ZM236 122H237V118H236ZM9 123H8V124H9ZM17 123H18V122L16 121V124H17ZM21 123H22V122H21ZM25 123H26V122H25ZM50 123H51V122H50ZM50 123H49V124H50ZM76 123H77V122H76ZM76 123H75V124H76ZM82 123H83V122H82ZM103 123H104V122H102V125H103ZM106 123H107V122H106ZM117 123H119V122H117ZM129 123H130V122H128V124H129ZM166 123H167V122H166ZM171 123H172V124H171ZM181 123H182V122H181ZM202 123H203V122H202ZM214 123H215V122H214ZM216 123H217V121H216ZM231 123L234 124V120L231 121ZM4 124L2 123V125H0V126H3ZM10 124H11V123H10ZM14 124H15V123H13V124H11V125H14ZM43 124L45 125V123H42V125H43ZM49 124H47V125H49ZM63 124H62V125H63ZM91 124H92V123H91ZM98 124H99V123H98ZM123 124H124V123H123ZM131 124H132V123H131ZM170 124H171V125H170ZM176 124H178V123L176 122ZM186 124H185V126H187ZM194 124H195V123H194ZM200 124H201V123H200ZM225 124H226V123H225ZM241 124H242V123H241ZM84 125H85V124H84ZM96 125H97V124H96ZM99 125H100V124H99ZM114 125H115V124H114ZM119 125H120V123H119ZM143 125H144V124H143ZM143 125H142V126H143ZM161 125H162V124H161ZM164 125H165V123H164ZM195 125H196L197 127L200 126V125H197V123H196ZM195 125H194V126H195ZM201 125H203V124H201ZM228 125H229V123L227 124V127H229ZM238 125H240V124H238ZM4 126H7V125H4ZM79 126H80V127H79ZM100 126H101V125H100ZM107 126H109V124H108ZM111 126H112V125H111ZM120 126H122V124H121ZM133 126H134V125H131V127H133ZM144 126H145V125H144ZM146 126H148V125H146ZM149 126H150V125H149ZM205 126H208V125H205ZM205 126H203V129H205ZM210 126H211V125H210ZM214 126H215V125H214ZM214 126L212 125V127H209V126H208V127H209V128H213ZM230 126H232V125H230ZM235 126H237V124H235ZM240 126H241V125H240ZM20 127H21V126H20ZM70 127H71V126H70ZM72 127H73V126H72ZM78 127H79L78 129H80V128H81V125H78ZM88 127H89V125L87 126V128H88ZM140 127H141V126H140ZM156 127H157V126H156ZM191 127H192V126H191ZM197 127H195V128L197 129ZM242 127H243V126H242ZM12 128H13V127H12ZM45 128H46V126H45ZM53 128H54V127H53ZM84 128H85V126H84ZM99 128H100V127H99ZM99 128H97V129H99ZM106 128H107V127H106ZM112 128L114 129V126H113ZM112 128H111V129H112ZM115 128L117 129V128H119V126H118V127L115 126ZM124 128H127V126L125 125ZM142 128H143V127H142ZM153 128H154V127H153ZM160 128H161V127H160ZM164 128H166V126H164L163 129H164ZM185 128H186V127H185ZM198 128H199V127H198ZM216 128H217V127H216ZM231 128H232V127H231ZM237 128L239 129L240 127L237 126ZM249 128H251V126H249ZM254 128H255V127H254ZM1 129H2V128H0V130H1ZM16 129H17V128H16ZM78 129H77V130H78ZM109 129H110V128H109ZM146 129H147V128H146ZM168 129H166V130L168 131ZM179 129H180V128H179ZM181 129H182V128H181ZM190 129H191V128H190ZM207 129H208V128H207ZM213 129H214V128H213ZM240 129H241V128H240ZM12 130H13V129H12ZM12 130H11V131H12ZM39 130H40V129H39ZM42 130H43V129H42ZM44 130H45V129H44ZM75 130H76V129H75ZM107 130H108V129H107ZM114 130H115V129H114ZM127 130H128V129H127ZM148 130H149V131H145V128H144V131L147 132V133L149 134V132H150L149 127H148ZM151 130H152V129H151ZM156 130H157V129H156ZM186 130H187V129H186ZM209 130H210V129H209ZM216 130H217V129H216ZM228 130H229V128H228ZM249 130H250V129H249ZM5 131H6V130H5ZM13 131H14V130H13ZM16 131H18V130H16ZM16 131H15V132H16ZM19 131H20V130H19ZM40 131H41V130H40ZM68 131H69V130H67V132H68ZM102 131H103V130H102ZM110 131H113V130H110ZM117 131H118V130H117ZM117 131H114V133H115L116 135H117ZM134 131H136V129H134ZM142 131H143V130H142ZM142 131H141V132H142ZM170 131H171V130H170ZM170 131H169V132H170ZM172 131H171V132H172ZM197 131H198V130H197ZM202 131H204V130H201V132H202ZM225 131H226V130H225ZM229 131H230V130H229ZM246 131H248V130H246ZM252 131H253V130H252ZM262 131H263V130H262ZM23 132H24V131H23ZM23 132H22L21 134L25 135ZM38 132H39V131H38ZM38 132H36V133H38ZM44 132H45V131H44ZM48 132H49V131H48ZM60 132H61V131H59V134H60ZM72 132H73V131H72ZM90 132H91V131H90ZM107 132H108V131H107ZM124 132H126V131L124 130ZM124 132L122 131V133H124ZM137 132H138V131H137ZM152 132L154 133L155 131L153 130ZM176 132H178V130H176ZM254 132H255V131H254ZM11 133H12V132H11ZM42 133H43V132H41V134H42ZM46 133H47V132H46ZM70 133H71V132H70ZM77 133H78V132H77ZM79 133H80V132H79ZM108 133H109V132H108ZM122 133H120V135H121ZM153 133H152V134H153ZM217 133H218V132H217ZM220 133H221V132H220ZM230 133H231V131H230ZM248 133H251V130H250V132H248ZM17 134H18V133H17ZM17 134H16V135H17ZM48 134H49V133H48ZM56 134H58V132H56ZM67 134H68V133H67ZM73 134H74V133H73ZM99 134H100V133H99ZM101 134H103V133H101ZM105 134H107V133H105ZM115 134H113V137L116 136ZM139 134H140V132H139ZM144 134H145V133H144ZM144 134H143V136H144ZM148 134H147V135H148ZM173 134H174V133H173ZM188 134H189V131H188ZM199 134H201V133H198V135H199ZM215 134H216V133L214 132V135H215ZM218 134H219V133H218ZM245 134L247 135V132H246ZM251 134H252V133H251ZM26 135H27V134H26ZM42 135H45V133H43ZM61 135H62V134H61ZM61 135H60V136H61ZM114 135H115V136H114ZM149 135H150V134H149ZM154 135H155V133H154ZM156 135H157V134H156ZM164 135H165V134H164ZM166 135H167V137H168V134H166ZM171 135H172V134H171ZM174 135H175V134H174ZM176 135L178 136L179 134H176ZM176 135H175V136H176ZM192 135H193V134H192ZM229 135H230V134H229ZM229 135H228V136H229ZM248 135H249V134H248ZM13 136H15V134H14ZM52 136H53V135H52ZM64 136H65V135H63V137H64ZM67 136H68V135H67ZM109 136H111V135H109ZM117 136H119V134H118ZM117 136L114 138L115 142H116V139L118 138ZM141 136H142V135H141ZM157 136H158L157 138L159 139L160 136H159V135H157ZM172 136H173V135H172ZM201 136H203V134H202ZM201 136H200V137H201ZM225 136H226V134H225ZM232 136H234V134H232ZM232 136H231V137H232ZM238 136L241 137L240 134H239ZM4 137H5V136H4ZM7 137H8V136H7ZM21 137H23V136H21ZM21 137L18 136V138H21ZM37 137H38V136H37ZM78 137H80V135H79ZM91 137H92V136H91ZM111 137H112V136H111ZM149 137H152V136L150 135ZM149 137H148V138H149ZM169 137H170V135H169ZM180 137H181V136H180ZM196 137H198V136L195 135V137H194L195 139H194V138H193V139L196 140V139H197ZM200 137H198V139H200ZM219 137H220V136H219ZM231 137H230V141H231ZM234 137H236V136H234ZM234 137H232V138H234ZM14 138H16V136H15ZM18 138L16 139L17 141L19 140ZM53 138H54V137H53ZM61 138H62V137H61ZM61 138H59V139H61ZM66 138H67V137H66ZM66 138H65V139H66ZM69 138H70V137H69ZM83 138H84V137H83ZM96 138H98V140H96L97 142H99V140H100V141L102 140V138H100V139H99V137H96ZM137 138H138V137H137ZM143 138H144V137H143ZM153 138H154V137H153ZM161 138H162V137H161ZM161 138H160V139H161ZM163 138H164V137H163ZM163 138H162V140H165V139H163ZM170 138H171V137H170ZM173 138H175V137L173 136ZM228 138H229V137H228ZM2 139H3V138H2ZM4 139H6V138H4ZM25 139H27V138H25ZM51 139H52V138H51ZM54 139H55V138H54ZM54 139H53V140H54ZM56 139H58V138H56ZM56 139H55V140H56ZM81 139H82V138H81ZM90 139H92V138H90ZM107 139H110V138H107ZM158 139H154V140H156L155 142L161 141L160 139H159V140H158ZM176 139H177V138H176ZM201 139H202V138H201ZM225 139H227V138H225ZM241 139H242V137H241ZM243 139H244V138H243ZM243 139H242V140H243ZM246 139H247V138H246ZM252 139H253V138H252ZM7 140H9V139H7ZM12 140H13V139H12ZM14 140H15V139H14ZM14 140H13V141H14ZM16 140H15V141H16ZM38 140H39V139H38ZM53 140H52V142H53ZM55 140H54V142H55ZM82 140H83V139H82ZM86 140H88V139H86ZM92 140H93V139H92ZM92 140H90V141H92ZM110 140H111V139H110ZM117 140H118V139H117ZM134 140H136V139H134ZM138 140H139V139H138ZM144 140H145V138H144ZM146 140H148V139H146ZM157 140H158V141H157ZM166 140H167V138H166ZM171 140H172V138H171ZM173 140H174V139H173ZM181 140H182V138H181ZM185 140H186V139H184V140H182V141H185ZM205 140H207V139L205 138ZM216 140H217V139H216ZM227 140H228V139H227ZM235 140L237 141V139H235ZM248 140H249V139H248ZM13 141H11V143H12ZM22 141H23V138H22ZM27 141H28V139H27ZM29 141H30V140H29ZM47 141H48V140H47ZM56 141H57V140H56ZM83 141H85V139H84ZM96 141L94 140V142H96ZM107 141H108V140H107ZM148 141H150V139H149ZM148 141H147V142H148ZM151 141H152V140H151ZM151 141H150V142H151ZM169 141H170V139H169ZM176 141H177V140L171 141L172 143L174 142V146H170V145H172V143L169 144L170 142H167V141H165L166 143H165V142H164V143L162 142L163 145H160V146H159V145H156V144H155V145L153 144V145H154V146H153V145H152L153 142L148 143V144H151V147L153 146V147H152V150L156 151V153H155L156 155L159 154V155H157V156H161V157H162L163 153H166V151H167V153H169V154L171 153V152H169L168 150H171L172 148L169 149L168 147H169V146H170V147H175V146H176V145H175ZM178 141H179V139H178ZM199 141H201V140H199ZM199 141L197 140V142H199ZM207 141L209 142V140H207ZM213 141H214V140H213ZM213 141H212V142H213ZM223 141H224V140H223ZM7 142H8V141H7ZM31 142H32V141H30L29 143L32 144ZM48 142H49V141H48ZM54 142H53V143H54ZM58 142H62V141H58ZM64 142H65V141H64ZM94 142L92 141L93 145L91 144V145L94 147V148H93V147L91 146V147L93 148V150L96 149L95 147H97V146L95 145ZM97 142H96V143H97ZM194 142H195V141H194ZM208 142H207V143L205 142V143L208 144ZM234 142H235V141H234ZM240 142H241V141H240ZM246 142L248 143L249 141H246ZM19 143H21V142H18V146H19ZM22 143H23V142H22ZM27 143H28V142H27ZM29 143H28V144H29ZM43 143H45V142H43ZM46 143H47V142H46ZM77 143H78V144H77L78 146H77V145H75V146L77 147L78 150H80V148H78V147L80 146V144H83V146H85V145H87V143H90V142H88V141H87V142H82V141H79V140H78ZM79 143H80V144H79ZM84 143H85V144H84ZM104 143H105V142H104ZM116 143H117V142H116ZM140 143H141V142H140ZM178 143H179V142H178ZM178 143H177V145H179ZM181 143H183V142H181ZM181 143H180V144H181ZM195 143H196V142H195ZM229 143H232V141L229 142ZM238 143H239V142H238ZM1 144H2V143H1ZM28 144L25 145L26 148L28 147ZM47 144H48V143H47ZM55 144H56V142H55ZM71 144H72V148H74L73 143H71ZM99 144L102 145L103 143H102V142H99V143H98V147H99ZM146 144H147V143H146ZM165 144H168V145H165ZM233 144H235V143H233ZM239 144H240V143H239ZM241 144H243V143L241 142ZM249 144H250V146H251V143H248L247 145H249ZM253 144H254V141H253ZM4 145H5V144H4ZM11 145H12V144H11ZM43 145H45V144H43ZM48 145H51V144H48ZM94 145H95V146H94ZM103 145H104V144H103ZM109 145H110V144H109ZM109 145L107 146V148L111 146V145H110V146H109ZM144 145H145V144H144ZM144 145H143V143H142V144H141V147H143ZM164 145H165V146H164ZM193 145H194V144H193ZM208 145H209V144H208ZM227 145H229V144H227ZM0 146H1V145H0ZM2 146H3V145H2ZM6 146H7V145H6ZM13 146H14V145H13ZM25 146H24V148H25ZM41 146H42V145H41ZM41 146H40V147H41ZM46 146H47V145H46ZM69 146H71V145H69ZM89 146H90V144H89ZM112 146H114V144H113ZM112 146H111V147H112ZM120 146H121V145H120ZM155 146H156V150H155ZM157 146H159L160 148H161V146H162V148H164V150H162V148H161V149L159 148L160 151H161V150L164 151L163 153H162V151H161V153H162L161 155H160V152L158 153ZM166 146H168V147H166ZM254 146H255V145H254ZM254 146H253V147H254ZM10 147H11V146H10ZM15 147H16V146H15ZM21 147L23 148V146H20V148H21ZM30 147H32V146L29 145V148H27V149H30V150H31ZM52 147H53V146H52ZM55 147H56V145H55ZM63 147H65V146H63ZM76 147H75V148H76ZM81 147H82V146H81ZM86 147L88 148V145H87ZM101 147H102V146H101ZM144 147H145V146H144ZM165 147L168 148V150L165 151ZM179 147L181 148V146H179ZM217 147H218V146H217ZM217 147H216V148H217ZM234 147H235V146H234ZM234 147H233V148H234ZM0 148H1V147H0ZM11 148H12V147H11ZM18 148H19V147H18ZM24 148H23V149H24ZM53 148H54V147H53ZM65 148H66V147H65ZM69 148H71V147H68L67 152L69 151ZM72 148H71V149H72ZM82 148H83V147H82ZM153 148H154V149H153ZM200 148H202L201 145H200ZM200 148H199L198 151H200ZM249 148H250V147H249ZM1 149H2V148H1ZM32 149H33V148H32ZM77 149H76V150H77ZM97 149H98V148H97ZM110 149H111V148H110ZM141 149H142V148H141ZM146 149H148V148H146ZM202 149H204V148H202ZM205 149H206V146H205ZM205 149L203 150V151H204L203 154H208L209 152H208V153H205ZM218 149H219V148H218ZM218 149H215V153H213L214 155L216 154V151H217ZM24 150H26V149H24ZM30 150H28V152H29ZM33 150H34V149H33ZM51 150H53V149H51ZM51 150H49V151H51ZM58 150H60V149H58ZM76 150H74L75 153H76ZM78 150H77V151H78ZM86 150H91V148L86 149ZM86 150H85V151H86ZM111 150H112V149H111ZM139 150H140V149H139ZM142 150H144V149H142ZM148 150H149V149H148ZM213 150H214V148H213ZM213 150H212V151H213ZM248 150H249V149H248ZM3 151H4V150H3ZM16 151L18 152V150H16ZM46 151H47V149H46ZM55 151H56V150L54 149L53 153H54ZM60 151H61V150H60ZM72 151H73V150H72ZM72 151H70V152L72 153ZM98 151H99V150H98ZM108 151H109V150H108ZM125 151H126V150H124V152H125ZM130 151H131V150H130ZM130 151H129V152H130ZM186 151H187V150H186ZM186 151H185V152H186ZM203 151H200V152L202 153ZM210 151H211V150H210ZM239 151H240V149H239ZM242 151H243V150H242ZM17 152H16V153H17ZM24 152H25V151H24ZM28 152L26 151V153H28ZM30 152H31V151H30ZM63 152H64V151H63ZM86 152H87V151H86ZM90 152H91V151H90ZM90 152L88 153V155H89V154H90V155L92 154V152H91V153H90ZM131 152L135 153L136 151L133 150V151H131ZM131 152H130V153H131ZM144 152H145V151H144ZM144 152H142V153H144ZM177 152H178V151H177V147H176V150H175L174 154L177 153ZM192 152H193V151H192ZM194 152H195V151H194ZM196 152H197V151H196ZM196 152H195V153H196ZM200 152H199V153H200ZM206 152H207V150H206ZM213 152H214V151H213ZM217 152H218V151H217ZM251 152H252V151H251ZM20 153L22 154V152H20ZM33 153H34V152H33ZM46 153H47V152H46ZM46 153H45V154H46ZM55 153H56V152H55ZM61 153H62V152H61ZM71 153H70V154L67 153V154H68L69 156H73L72 154H73L74 152H73L72 154H71ZM95 153H96V151H95ZM102 153H103V152H102ZM110 153H112V152H110ZM116 153H118V152L116 151ZM127 153H128V150H127ZM137 153H139V152H136V154H137ZM140 153H141V152H140ZM199 153H198V154H199ZM201 153H200L199 155H197V156H200ZM47 154H48V153H47ZM57 154H58V153H57ZM83 154H84V153H83ZM119 154H120V153H118V155H119ZM125 154H126V152H125ZM128 154H129V153H128ZM147 154H148V153H147ZM181 154H182V153H181ZM183 154H184V151H183ZM196 154H197V153H196ZM211 154H212V153H211ZM211 154H210V155H211ZM14 155H15V154H14ZM30 155H32V154L29 153V157H28V158H31V157H32V156H30ZM38 155H39V153H38ZM40 155H41V154H40ZM42 155H43V154H42ZM54 155H55V154H54ZM61 155L63 156V154H61ZM88 155H87V156H88ZM90 155H89V156H90ZM100 155H101V153H100ZM100 155H99V157H100V158H103L102 160L105 162L106 159H104V157H102V156H100ZM116 155H117V154H116ZM118 155H117V156H118ZM148 155H150V154H148ZM166 155H167V156H166L167 158H170L169 156H171L172 154H170V155L166 154ZM175 155H179V154H175ZM185 155H187V154H185ZM190 155H191V154H190ZM233 155H234V154H233ZM233 155H232V156H233ZM22 156H23V155H22ZM25 156H26V155H25ZM46 156H47V155H46ZM48 156H49V155H48ZM96 156H97V155H96ZM120 156H121V155H120ZM125 156L128 157L127 154H126ZM131 156H133V155H131ZM134 156H136V155H134ZM134 156H133V157H134ZM145 156H146V154L144 153V155L142 156V158L144 159ZM164 156H165V155H164ZM181 156H182V155H181ZM193 156H196V155L194 154ZM229 156H230V155H229ZM229 156H228V158H229ZM11 157H12V156H11ZM11 157H10V160H11L10 162H14V161H12L13 158H11ZM20 157H21V156H20ZM34 157H35V156H34ZM34 157H33V158H34ZM41 157H42V156H41ZM65 157L67 158L68 156H65ZM92 157H93V155H92ZM92 157H91V158H92ZM99 157H97V158H99ZM137 157H138V155H137ZM161 157H160V158H161ZM175 157H176V156H175ZM201 157H202V156H201ZM24 158H25V157H24ZM26 158H27V156H26ZM36 158H38V157H35L34 160H36ZM87 158H88V157H86L85 159H87ZM94 158H95V157H94ZM94 158H93V159H94ZM118 158H119V157H118ZM145 158H146L145 160H148V159H147L148 156H146ZM149 158H152V159H153L152 156H151V157L149 156ZM171 158H172V156H171ZM171 158H170V159H171ZM173 158H174V157H173ZM187 158L190 159V161H191V158H189L188 155H187V157L185 156V159H187ZM220 158H221V157H220ZM38 159H39V158H38ZM53 159H54V158H53ZM60 159L62 160V159H64V158H61V157H60ZM60 159H59V160H60ZM112 159H113V158H112ZM119 159H120V158H119ZM137 159H138L139 162H144V161H140L141 159H139V158H137ZM137 159H132V160L135 161V160H137ZM158 159H159V157H157V160H158ZM164 159H165V158H164ZM188 159H187V160H188ZM192 159L194 160L195 158H192ZM196 159H197V158H196ZM199 159H200V157H199ZM223 159H225V158H223ZM16 160H18V159H16ZM30 160H33V159L31 158ZM34 160H33V161H34ZM41 160H43V159H41ZM41 160H40V162H39L38 164L36 163L37 166H36V164H35L36 168L39 169V167L41 166V167H43L42 169H46V167H44V165H43V166L41 165V162H42ZM49 160H50V159H49ZM65 160H66V159H65ZM91 160H92V159H91ZM155 160H156V159H155ZM157 160H156V161H157ZM178 160H179V159H178ZM197 160H198V159H197ZM220 160H221V159H220ZM4 161L6 162V160H4ZM19 161H21V159H20ZM38 161H39V160H38ZM56 161H58V159H56ZM88 161H89V160H88ZM103 161H102V162H103ZM133 161H132V163H133L134 165H135V164H137V165H138V164H142V165L144 166V164H145V165L147 164V163H136V162L134 163ZM138 161H137V162H138ZM158 161H162V159H161V160H158ZM168 161H169V160H167V162H168ZM171 161H172V159H171ZM200 161H201V160H200ZM200 161H199V162H200ZM222 161H223V160H222ZM222 161H221V163H223ZM226 161H227V160H225V162H226ZM231 161L233 162L232 159H231ZM252 161H253V159H252ZM7 162H8V160H7ZM7 162H6V163H7ZM43 162L46 163L45 161H43ZM51 162H52V161H51ZM54 162H55V161H54ZM74 162H75V161H74ZM145 162H146V161H145ZM147 162L150 163L149 161H147ZM169 162H170V161H169ZM169 162H168V163H169ZM179 162H180V163L183 162V161L181 160V158H180V161H179ZM185 162H186V161L183 162V166H184V167H185L184 164H186ZM191 162H192V161H191ZM32 163H33V162H32ZM58 163H61L60 165H64V166H65V164H63V162H61V161L58 162ZM58 163H56L57 166H58ZM76 163H77V162H76ZM86 163H87V162H86ZM156 163H158V162H156ZM170 163H171V162H170ZM170 163H169V164H170ZM188 163H190V162H188ZM194 163H195V162H194ZM194 163L192 162V164H194ZM259 163H260V162H259ZM23 164H24V163H23ZM39 164H40V165H39ZM48 164H49V163H48ZM56 164H54V165H56ZM70 164H71V163H70ZM70 164H69V165H70ZM159 164H161V163H159ZM163 164H164V160H163ZM166 164H167V163H166ZM169 164H167V166H168ZM192 164H191L189 167H191V166L193 167ZM228 164H229V163H228ZM46 165H47V163H46ZM49 165H50V164H49ZM49 165H47V166L49 167V169L52 170V165H51V166H49ZM54 165H53V166H54ZM103 165H104V164H103ZM137 165H136V168H137ZM147 165H148V164H147ZM153 165H154V164H153ZM186 165H187V164H186ZM195 165H196V164H195ZM197 165H199V164H197ZM218 165H219V164H218ZM247 165H248V163H247ZM14 166H15V165H14ZM85 166H86V164H85ZM85 166H84V167H85ZM87 166H88V165H87ZM87 166L85 167L86 169H87ZM90 166H91V165H90ZM92 166H93V163H92ZM92 166H91V167H92ZM99 166H100V164H99ZM106 166H107V165H106ZM112 166H113V164H112L110 167H112ZM132 166H133V165H132ZM161 166H162V165H161ZM175 166H177V165H175ZM221 166H222V168L225 167V166H223V164H222ZM5 167H6V165H4V168H5ZM10 167H11V166H10ZM10 167H9V168H10ZM16 167H17V166H16ZM16 167H15V168H16ZM41 167H40V168H41ZM50 167H51V168H50ZM66 167H67V166H66ZM66 167H65V168H66ZM70 167H72V166H70ZM107 167H108V166H107ZM120 167H121V166H120ZM122 167H124V166H122ZM122 167H121V169H122ZM154 167H156V166H155V165H154V166L151 165L149 168H151L150 170L152 171V168H154ZM227 167H228V166H227ZM255 167H256V166H255ZM36 168H34V169L37 170ZM65 168H64V170H65ZM67 168H68V167H67ZM95 168H96V167H95ZM101 168H102V167H100V169H101ZM124 168H125V167H124ZM145 168H146V166H145ZM149 168H148V169H149ZM160 168H162V167H160ZM176 168H177V167H176ZM179 168H180V167H179ZM186 168H187V167H186ZM193 168H194V167H193ZM193 168H192V169H193ZM245 168H247V167L245 166ZM2 169H3V166H2V168H1V170H2ZM10 169H11V168H10ZM10 169H9V170H10ZM18 169H19V167H18ZM34 169H30V170H26V171H27L28 173H31L30 171L33 172ZM42 169H41V170H42ZM47 169H48V168H47ZM49 169H48V172H46V171H43V172L48 174V173H50V170H49ZM72 169H75V168H72ZM86 169H85V170L82 169V170H83V171H86ZM88 169H89V168H88ZM88 169H87V170H88ZM91 169H92V168H91ZM96 169H97V168H96ZM121 169L118 168V170H121ZM148 169H147V170H148ZM162 169H163V168H162ZM164 169H165V166H164ZM166 169H167V168H166ZM172 169L174 170L175 168L173 167ZM224 169L227 170V168H224ZM248 169H249V168H248ZM255 169H256V168H255ZM9 170L7 169V171H9ZM14 170L16 171L17 168L14 169ZM19 170H21V169H19ZM41 170H40V171H41ZM68 170H69V168H68ZM75 170H76V169H75ZM122 170H123V169H122ZM134 170H135V169H134ZM147 170H146V171H147ZM173 170H171V171H172V172H175V171H173ZM183 170H184V169H183ZM185 170H187V169H185ZM190 170H191V169H190ZM197 170H198V169H197ZM232 170H233L234 173H235V170H234V169H232ZM251 170H252V169H251ZM3 171H4V169H3ZM17 171H18V170H17ZM22 171H24V170H22ZM40 171L38 170V172H40ZM57 171H58V170H57ZM57 171H56V172H57ZM60 171H61V170H60ZM62 171H63V170H62ZM70 171H71V170H70ZM92 171H93V169H92ZM136 171H137V170H136ZM160 171H161V170H160ZM160 171H159V172H160ZM171 171H170V173H171ZM220 171H221V170H220ZM223 171L226 172L225 170H223ZM227 171H228V170H227ZM233 171H231V172H233ZM244 171H245V170H244V168H243V173H244ZM247 171H248V170H246V173H247ZM252 171H253V170H252ZM4 172H5V171H4ZM19 172H20V171H18V175H19L18 177H21V175H24V176H28V175H29L28 173H27V175H25L26 173H24V172H23V173L20 172V173H22V174H20ZM34 172H36V171H34ZM41 172H42V171H41ZM64 172H65V171H64ZM87 172H90V171H87ZM96 172H99L98 169H97V171H94L93 174L96 175V174H97ZM119 172H120V171H118V177L120 176ZM121 172H123V171H121ZM133 172H134V171H133ZM149 172H150V171H148V173H149ZM157 172H158V171H157ZM9 173H10V172H9ZM16 173H17V172H16ZM36 173H37V172H36ZM52 173H53V172H52ZM54 173H55V172H54ZM65 173H66V172H65ZM69 173H70V172H69ZM69 173H68V175H69ZM82 173H83V172H82ZM90 173H92V172H90ZM115 173H117V172H114V174H115ZM126 173H127V172H126ZM154 173H155V171H154ZM168 173H169V172H168ZM168 173H167V174H168ZM221 173H222V171H221ZM246 173H245V174H246ZM10 174H12V173H10ZM10 174H9V175H10ZM37 174H38L37 176H40L39 174H41V173H37ZM56 174H58V173H56ZM70 174H71V173H70ZM72 174H73V172H72ZM83 174H84V173H83ZM88 174H89V173H88ZM88 174L85 175V176H87V178L89 177ZM167 174H166V175H167ZM217 174H218V172H217ZM1 175H2V174H1ZM1 175H0V176H1ZM6 175H7V174H6ZM9 175H8V177H10ZM13 175H14V174H12V177H10V178H11L10 180H13V177L16 178V177L13 176ZM32 175H34V174L31 173L30 176H32ZM62 175H63V174H62ZM78 175H79V174H78ZM81 175H82V174H81ZM89 175H90V174H89ZM102 175H103V174H102ZM105 175H106V174H105ZM105 175H104V177H106ZM125 175H126V174H125ZM128 175H130V174H128ZM132 175H134V173H132ZM142 175H143V174H142ZM148 175H149V174H148ZM231 175H234V174H231ZM241 175H242V174H241ZM256 175H257V174H256ZM4 176H5V175H4ZM16 176H17V175H16ZM30 176H28V179H29ZM37 176H36V177H37ZM65 176H66V175H65ZM85 176H84V177H85ZM90 176H92V175H90ZM115 176H116V174H115ZM126 176H127V175H126ZM126 176H125V177H126ZM140 176H141V175H140ZM146 176H147V174H146ZM146 176H144V177H146ZM151 176H152V175H151ZM167 176H169V177H166V178H165V177H161V178H163V180H161V182L164 181V180H166V179H167V180H166V182H167V181H168V178H170L171 175L169 174V175H167ZM218 176H219V175H218ZM1 177H2V176H1ZM36 177H31V178L34 179V178H36ZM40 177H41V176H40ZM40 177H39V178H40ZM42 177L44 178V175H42ZM63 177H64V175H63ZM63 177H62V178H63ZM67 177H68V176H67ZM81 177H82V176H81ZM127 177H128V176H127ZM129 177H130V176H129ZM148 177H149V176H148ZM245 177H247V176L245 175ZM245 177H244V178H245ZM43 178H40V179L42 180ZM49 178H50V176H49ZM78 178H79V177H78ZM85 178H86V177H85ZM119 178L121 179V177H119ZM123 178H124V177H123ZM123 178H122V181H123ZM138 178H139V177H138ZM138 178H137V179H138ZM242 178H243V175H242ZM5 179H6V178H5ZM5 179H4V180H5ZM17 179H20V178H17ZM26 179H27V178H26ZM36 179H37V178H36ZM45 179H46V177H45ZM45 179H44V180H45ZM59 179H60V178H59ZM69 179H70V181H71V178H67L66 181H69ZM81 179H82V178H81ZM117 179H118V178H117ZM117 179H116V181L119 182ZM137 179H135V180H137ZM158 179H160V177H159ZM233 179H234V178H233ZM4 180H3V181H4ZM14 180H15V179H14ZM29 180H30V179H29ZM34 180H35V179H34ZM41 180H40V182H42ZM48 180H49V179H48ZM50 180H53V179H50ZM50 180H49V181H50ZM56 180H57V179H56ZM56 180H55V181H56ZM135 180H133V181L130 180V181H132V184H133V182H134L135 185H136ZM139 180H140V178H139ZM139 180H138V181H139ZM142 180H144V179L142 178ZM30 181H33V180H30ZM30 181H28V182H30ZM36 181H37V180H36ZM36 181H35V182H36ZM45 181H47V179H46ZM49 181H48V182H49ZM58 181H59V180H58ZM58 181H57V182H58ZM82 181H83V179H82ZM122 181H121V182H122ZM127 181H128V180H127ZM130 181H129V182H130ZM140 181H141V180H140ZM145 181H146V180H145ZM233 181H234V180H233ZM235 181H236V180H235ZM238 181L240 182L241 180L238 179ZM4 182H5V181H4ZM6 182H7V181H6ZM12 182L15 184V181H12ZM16 182H17V181H16ZM43 182H44V181H43ZM50 182H53V181H50ZM50 182H49V183H50ZM57 182L54 183V184H57ZM77 182H78V181H77ZM79 182H80V181H79ZM87 182H89V181H87ZM113 182H114V181H113ZM113 182H109V183H113ZM121 182H120V183H121ZM129 182L124 183V185H126V184L129 183ZM141 182H143V181H141ZM141 182H140L139 185H136V186L133 184V185L135 186L134 189H136L137 186H138V187H139V186L141 187ZM158 182H159V186H160L161 183H160V181H157V183H158ZM166 182H165V183H166ZM168 182H169V181H168ZM229 182H230V181H229ZM13 183H10V184H13ZM26 183H27V181H26ZM64 183H65V181H64ZM68 183H69V182H68ZM89 183H90V182H89ZM148 183H149V182H148ZM165 183L162 182V184H165ZM226 183H227V182H226ZM231 183H232V182H231ZM234 183H235V182H234ZM236 183H238V182H236ZM241 183H242V182H241ZM241 183H240V184H241ZM23 184H24V183H23ZM28 184H29V183H28ZM41 184H44V183H41ZM50 184H51V183H50ZM54 184H51V185L54 186ZM72 184H73V182L71 181V188H72ZM113 184H115V183H113ZM113 184H111V185H113ZM132 184H129V185L133 186ZM143 184H144V183H143ZM167 184H168V183H167ZM228 184L230 185V183H228ZM4 185H5V184H4ZM4 185H2V186H4ZM39 185H40V184H39ZM45 185H47V184L45 183ZM48 185H49V184H48ZM48 185H47V186H48ZM58 185H59V184H58ZM67 185H68V184H67ZM69 185H70V183H69ZM69 185H68V186H69ZM91 185H93V183H92ZM115 185H116V184H115ZM145 185H146V184H145ZM157 185H158V184H157ZM231 185H232V184H231ZM7 186L9 187V185H7ZM19 186H20V185H19ZM22 186H23V185H22ZM28 186H29V185H28ZM55 186L58 187V188H56ZM55 186H54V189L59 190L60 187L57 186V185H55ZM65 186H66V185H65ZM77 186H79V185H77ZM120 186H122V184H121ZM120 186H119V187H120ZM150 186H151L150 184L148 185V187L143 186V188L145 187L144 191L146 190V188H150V190H149L150 193H151L152 190H153V191L155 190V187H154V189H153V186H152V188H151ZM238 186H239V185H238ZM12 187H14V186H12ZM12 187H11V188H12ZM16 187H17V186H16ZM20 187H21V186H20ZM23 187H24V186H23ZM42 187H43V186H40L39 189H41ZM49 187H50V185H49ZM61 187H62V186H61ZM83 187H84V186H81V188H83ZM110 187H111V186H110ZM124 187H125V186H122V188H124ZM126 187H128V186H126ZM126 187H125V188H126ZM160 187H162V185H161ZM163 187H164V185H163ZM165 187H168V190H169V189L171 190V187L169 188V185H168V186H165ZM165 187H164V188H165ZM230 187H231V186H230ZM239 187H242V186H239ZM239 187H238V188H239ZM31 188H33V187H31ZM43 188H45V187H43ZM50 188H51V189H50ZM50 188H49V189L52 191V190H53V187H50ZM64 188H65V187H64ZM67 188H70V187H67ZM67 188H66L65 190H67ZM71 188H70V189H71ZM73 188L75 189V187H73ZM77 188H79L80 191L82 190V189H80V187H77ZM105 188L107 189V187H105ZM129 188H130V187H128L126 190H128ZM12 189H13V188H12ZM34 189H35V188H34ZM49 189H48V190H49ZM70 189H69V190H70ZM74 189H73V192H74ZM86 189H87V191H89L87 187H85L83 190L86 191ZM120 189H121V188H120ZM130 189H131V188H130ZM138 189H139V188H138ZM140 189H141V188H140ZM140 189H139V190H140ZM151 189H152V190H151ZM156 189L158 190V187H156ZM161 189H163V188H161ZM16 190H18V188H17ZM23 190H24V189H23ZM25 190H26V189H25ZM25 190H24V192H25ZM35 190H36V189H35ZM43 190H44V189H43ZM57 190H56V192H59V191H57ZM92 190H93V189H92ZM110 190H111V189H110ZM131 190H133V188H132ZM131 190H130V192H133V191H131ZM141 190H143V189H141ZM141 190H140V191H141ZM170 190H169V191H170ZM221 190H222V189H221ZM41 191H42V190H41ZM45 191H46V190H45ZM53 191H54V190H53ZM61 191H62V192H65V191H63V187H62V189L60 190V192H61ZM118 191H119V190H118ZM118 191H117V194H119ZM147 191H148V189L145 191V194H144L143 192H142L143 195L140 194L141 197H142V198H141L142 200L147 199L146 196H145V195H147V194H146ZM158 191H159V190H158ZM163 191H164V189H163ZM222 191H223V190H222ZM241 191H242V190H241ZM22 192H23V191H22V187H21V193H22ZM35 192H38V193H37L38 195H40V194L42 195V193H40V192L38 191V189H37V191H35ZM60 192H59L58 194H61V195H58L57 193H56L57 195H56V194H55V195H56L57 197L60 196L59 198H62V196H63L65 193L62 195V192H61V193H60ZM77 192H78V191H77ZM98 192H99V190H98ZM121 192H122V191L120 190V193H121ZM125 192H126V191H125ZM127 192L130 193L129 190H128ZM127 192H126V193H127ZM156 192H157V191H156ZM172 192H173V191H172ZM185 192H186V191H185ZM28 193H29V192H28ZM46 193H48V192H46ZM49 193H50V192H49ZM49 193H48V194H49ZM84 193H86V192H84ZM87 193H88V192H87ZM99 193H100V192H99ZM99 193H97V191H96V192L94 191V193L90 194V191H89V195H88V194H86V195H87L88 197L90 196L89 198L92 200V199H93L92 197H94V194L97 195V194H99ZM115 193H116V192H115ZM115 193H114V194H115ZM128 193H127L128 196H127L126 199H128V197L130 196ZM150 193H148V194H150ZM159 193H160V191H159ZM159 193H158V195H159ZM177 193L180 194V193H182V192H178V191H177ZM222 193H223V192H222ZM232 193H234V192H232ZM43 194H45L44 191H43ZM48 194H47L46 196H49V195H51L52 193L49 194V195H48ZM133 194H136V193H133ZM152 194H153V193H152ZM155 194L157 195V193L154 192V197L156 196ZM216 194H217V193H216ZM219 194H220V193H219ZM27 195H28V194H27ZM55 195H53V197H54ZM66 195H67V193H66ZM66 195H65V197H68V196H66ZM112 195H113V194H112ZM119 195H120V194H119ZM119 195H118V197H119ZM131 195H132V194H131ZM138 195H139V193H138ZM138 195H137V196H138ZM158 195H157V196H158ZM163 195H164V194H163ZM221 195H222V194H221ZM233 195H234V194H233ZM20 196L22 197V194H21ZM36 196H37V195H34V197H36ZM75 196H77V195H75ZM84 196H85V195H84ZM87 196H86V197H87ZM97 196H98V195H97ZM106 196L108 197V195H106ZM116 196H117V195H116ZM116 196L113 195L112 197H115V198H116L115 200H118V199H117L118 197H116ZM137 196L135 195V197H137ZM147 196H148V195H147ZM217 196H218V195H217ZM219 196H220V195H219ZM222 196H223V195H222ZM0 197H2V196H0ZM5 197H6V196H5ZM7 197H8V196H7ZM34 197H29V199H30V198H33V199H34ZM69 197H71V196H70V192H69ZM69 197H68V199H69ZM95 197H96V196H95ZM107 197H106V198H107ZM120 197H121V195H120ZM120 197H119V199H122V197H121V198H120ZM135 197H134V198H135ZM144 197H145V198H144ZM154 197L150 198V196H149L148 199H152V201H153V198H154ZM158 197H159V196H158ZM226 197H229V196H226ZM231 197H232V195H231ZM54 198H55V197H54ZM59 198H56V199H59ZM97 198L100 199L99 196L96 197V199H97ZM106 198H105V199H106ZM134 198H132V199H134ZM138 198H139V197H138ZM138 198H137V199L135 198V200H138ZM0 199H1V198H0ZM3 199H4V198H3ZM27 199H28V198H27ZM44 199H45V198H44ZM65 199H66V198H65ZM85 199H88V198H85ZM90 199H89V200H90ZM96 199H95V200H96ZM101 199H103V198H101ZM126 199H125V201H126ZM139 199H140V198H139ZM154 199H156V200H154V201L157 202V198L155 197ZM159 199H161V198L159 197ZM170 199H171V198H169V200H170ZM175 199H176V198H175ZM184 199H185V198H183V200H184ZM233 199H234V198H233ZM4 200L6 201V198H5ZM54 200H55V199H54ZM59 200H60V199H59ZM61 200H63V202H65V201H64V198H62ZM81 200H83V199H81ZM110 200H111V199H109V201H110ZM129 200H130V198H129ZM219 200H221V197H220ZM224 200H226V199H224ZM1 201H2V199H1ZM44 201H45V200H44ZM72 201H73V199H72ZM77 201H78V200H77ZM77 201H76V202H77ZM79 201H80V200H79ZM79 201H78V202H79ZM98 201H99V200H98ZM111 201L113 202V199H112ZM118 201H119V200H118ZM144 201H146L145 203H146L147 205H150V203H148V202L151 201V200H149V201H148V200H144ZM147 201H148V202H147ZM152 201H151V202H152ZM158 201L160 202V200H158ZM163 201H164V200H163ZM163 201H162V202H163ZM170 201H171V200H170ZM173 201H174V199H173ZM228 201H231V200L228 199ZM46 202H47V201H46ZM46 202H44V203H46ZM49 202H50V201H49ZM49 202H48V203H49ZM57 202H58V201H57ZM59 202H60V201H59ZM63 202L60 203V205L63 204L62 206H64V205L66 204V203L64 204ZM66 202H67V200H66ZM69 202H70V201H68V203H69ZM73 202H74V201H73ZM83 202H85V203H83ZM99 202H100V201H99ZM101 202H103V201H101ZM114 202H115V201H114ZM134 202H135V201H134ZM134 202L131 203V200H130L131 205L135 206L136 208L138 207V209L140 208V211H141V212H142L141 209H143V210L146 209V210H147V209L151 206V205H150L149 207L147 206V208H141V207H146V206L143 205L142 203H139V204H138V203H136V202H135L136 205H134V204H133ZM137 202H139V200H138ZM140 202H141V201H140ZM155 202L153 203V205L155 204ZM159 202H157L155 206H157V204H158ZM162 202H161V203H162ZM225 202H226V201H225ZM35 203H38V202L35 201ZM35 203H34V204H35ZM68 203H67V204H68ZM74 203H75V202H74ZM82 203H83V204H86V201L83 200V201H81L80 204H82ZM87 203H89V202H87ZM103 203H105V201H104ZM103 203H102V205H103ZM108 203H109V202H107V205H108ZM118 203H119V202H118ZM128 203H129V202H128ZM166 203H167V202H166ZM170 203H171V202H170ZM226 203H228V202H226ZM39 204H40V203H38V205L36 204L35 207H36V206H39ZM57 204H58V203H57ZM57 204H54V205L57 207V206H59V205H57ZM67 204H66V206H67ZM72 204H73V203H72ZM72 204H71V205H72ZM92 204H93V202H92ZM92 204H91V201H90V205H92ZM151 204H152V203H151ZM171 204H172V203H171ZM222 204H223V203H221V205H222ZM228 204H229V203H228ZM73 205L75 206V204H73ZM90 205L87 204V207H89ZM98 205H101V204L99 203ZM98 205H97V206H98ZM102 205H101V206H102ZM112 205H114V204H112ZM131 205H129V206L132 207ZM139 205H142V206L140 207ZM153 205H152V206H153ZM10 206H11V205H10ZM15 206H16V205H15ZM15 206H14V207H15ZM41 206H42V205H41ZM41 206L38 207L37 209H38V210L41 209V210L43 211V208H41ZM43 206H44V205H43ZM45 206H46V205H45ZM66 206H65V209H66V208H67L68 210L71 209L70 207H68L69 205H68L67 207H66ZM74 206H73V207H74ZM83 206H85V205H83ZM83 206H82V208H83ZM95 206H96V205H95ZM97 206H96L95 208H94V207H93V208H94V209H97ZM105 206H106V205H105ZM105 206H104V207H105ZM118 206H119V205H118ZM162 206H163V204H162ZM164 206H165V204H164ZM166 206H168V205H166ZM182 206H183V205H182ZM184 206H185V205H184ZM227 206H228V205H227ZM230 206H231V205H230ZM11 207H12L13 209L16 208V207L14 208L13 206H11ZM30 207H31V206H30ZM47 207H48V206H47ZM80 207H81V205H80ZM98 207H99V206H98ZM116 207H117V206H116ZM135 207H134V209H135ZM158 207H159V206H158ZM158 207H157V209H158L159 211L161 210V212H162V209H164V208H161V207H160V209H159ZM199 207H201V206H199ZM215 207H216V206H215ZM12 208H11L10 211H13ZM18 208H19V207H18ZM39 208H40V209H39ZM49 208H50V207H49ZM59 208H60V207H59ZM93 208H92V209H93ZM102 208H103V206H102L100 209H102ZM106 208H107V207H106ZM114 208H115V205H114ZM128 208H129V207H128ZM180 208L182 209L183 207H180ZM186 208H187V206H186ZM188 208H189V207H188ZM188 208H187V209H188ZM205 208H206V207H205ZM220 208L222 209V207H219V209H220ZM8 209H10V208H8ZM25 209H26V208H25ZM25 209H24V210H25ZM31 209H32V207H31ZM31 209H29L30 212H31ZM50 209H51V208H50ZM53 209H54V208H53ZM151 209H152V207H151ZM151 209L149 208L150 211H151ZM165 209H166V208H165ZM217 209H218V207H217ZM57 210H58V208H57ZM57 210H56V209L54 210V211H56L55 214H52L51 211L49 212V213L52 214V217H53L54 215H57V213H59V214L63 213V212H60V211H57ZM97 210H98V209H97ZM110 210H113V209H110ZM110 210H109V211H110ZM123 210H125V209H123ZM123 210H122V211L120 210V212H118V214L123 213V212H124ZM128 210H129V209H127V211L125 210V212H129V213H131V210H130V211H128ZM146 210H144V211H146ZM153 210H154V207H153ZM198 210H199V209H198ZM208 210H209V209H208ZM215 210H216V209H215ZM10 211H8V212H10ZM29 211H28V212H29ZM36 211H37V210L31 212V214L34 213V212H36ZM42 211H41V214H43ZM69 211H70V210H69ZM75 211H77V210H75ZM78 211H79V210H78ZM78 211H77V212H78ZM80 211H81V210H80ZM85 211H86V209H85ZM93 211H94V210H93ZM100 211H101V210H100ZM147 211H148V210H147ZM167 211H168V210H167ZM178 211H180V210H178ZM178 211H176V212H178ZM194 211H195V210H194V208H193V212H192V213H197V212H194ZM205 211H206V210H205ZM5 212H6V211H5ZM8 212H7V213H8ZM16 212H17V214H18V211H15V212L13 211V213H16ZM25 212L27 213V211H25ZM38 212L40 213V211H38ZM45 212H46V211H45ZM64 212H65V211H64ZM67 212H68V211H67ZM71 212H72V214L75 213V212H73V211H71ZM71 212H70V213L68 212V214L70 215ZM77 212H76V213H77ZM94 212H96V211H94ZM102 212H103V211H102ZM102 212H101V213H102ZM152 212H153V211H152ZM181 212H182V211H181ZM189 212H191V210H190ZM0 213H1V212H0ZM3 213H4V211H3ZM3 213H1V214H3ZM10 213H11V212H10ZM49 213L47 212V214H49ZM144 213H145V212H144ZM144 213H143V214H144ZM192 213H191V214H192ZM200 213H201V212H200ZM203 213H204V211H202V214H203ZM253 213H254V212H253ZM11 214H12V213H11ZM22 214H23V213H22ZM22 214H21V215H22ZM68 214H67V217H68V218L71 217V216H73L72 214H71L70 216H69ZM79 214H80V216H81V213H80V212H79ZM84 214H85V213H84ZM84 214H82V215H84ZM86 214H87V211H86ZM86 214H85V215H86ZM90 214L92 215L93 213H90ZM90 214H89V212H88V216H89ZM98 214H99V213H98ZM106 214H107V213H106ZM114 214L117 215V213H115V211H114ZM114 214H113V215H114ZM123 214H124V213H123ZM154 214H155V213H154ZM182 214L186 215V217H185L184 219L188 218L187 216H189V213H182ZM182 214H180V215H182ZM187 214H188V215H187ZM255 214L258 215L257 213H255ZM3 215H5V214H3ZM13 215H14V214H13ZM13 215H11V217H12ZM26 215H28V214H26ZM61 215H62V214H61ZM120 215H122V214H120ZM127 215H128V214H127ZM127 215H126V216H127ZM130 215H131V214H130ZM155 215H156V214H155ZM173 215H174V214H173ZM175 215H176V214H175ZM177 215H178V214H177ZM184 215H183V216H184ZM193 215H194V214H193ZM196 215H198V213H197ZM204 215L206 216V214H204ZM0 216H1V215H0ZM40 216H41V215H40ZM44 216H45V215H44ZM48 216H49V218L51 217L50 215H48ZM48 216H47V217H48ZM63 216H64V217H63ZM63 216H62V218L67 219V217H66V215H64V213H63ZM86 216H87V215H86ZM94 216L96 217L97 215H94ZM94 216L89 217L90 219L88 218L89 220L92 219V220H91L92 222H91V221H88V222H90L91 224H92L93 222H94L95 224H97V222L99 221V220H97V219H96L97 222H95V220L93 221V219H95ZM100 216H101V215H100ZM117 216H119V215H117ZM134 216H135V214H134ZM261 216H262V215H261ZM1 217H3V216H1ZM1 217H0V218H1ZM8 217H9V216L6 217V215L4 216V222H8V221H5L6 219H9V218H10V217H9V218H8ZM37 217H38V216H37ZM45 217H46V216H45ZM58 217H59V215H57V218H58ZM97 217H98V216H97ZM132 217H133V216H132ZM148 217L150 218L151 215H149ZM173 217H175V216H173ZM177 217H178V216H177ZM203 217H204V216H203ZM203 217H202V218H203ZM43 218H44V217H43ZM55 218H56V217H53V220H54ZM57 218H56V220H59V219H57ZM104 218H105V217H104ZM128 218H129V217H128ZM128 218H127V219H128ZM149 218H147L146 220L150 221ZM152 218H153V217H152ZM182 218H183V217H182ZM196 218H198V217H196ZM199 218H201V217L199 216ZM254 218H255V217H254ZM260 218H261V217H260ZM11 219H12V218H11ZM33 219H34V218H33ZM36 219H37V218H36ZM39 219H41V217H40ZM65 219H63V221H65V224H66L67 221H66ZM73 219H74V218H72L71 221H72ZM81 219H82V218H81ZM102 219H103V218H102ZM102 219H101L100 221H102ZM105 219H106V218H105ZM156 219H157V218H156ZM170 219H172V218H170ZM189 219H190V218H189ZM189 219L184 220V223H186V225H187V223L190 221ZM255 219H256V218H255ZM2 220H3V219H2ZM2 220L0 219V221H2ZM45 220H47V218L44 219V221H45ZM48 220H49V219H48ZM48 220H47V221H48ZM53 220H51V221L53 222ZM79 220H80V219H79ZM83 220H84V219H83ZM106 220H107V219H106ZM124 220H125V219H124ZM124 220H123V221H124ZM144 220H145V217L143 218L142 221H144ZM146 220H145V221H146ZM172 220H173V222H172ZM172 220L169 221L170 224H171V222H172V224L175 223V222H174L175 220H174V219H172ZM176 220H178V219H176ZM187 220H189V221H187ZM194 220H195V219H192L191 221H194ZM197 220H198V219H197ZM256 220H258V219H256ZM11 221H12V220H10V221L8 222V224L11 223ZM42 221H43V219H42ZM47 221H45V222H47ZM49 221H50V220H49ZM63 221L61 220V224H62ZM103 221H105V220H103ZM148 221H146V222L148 223ZM167 221H168V220H166V221L164 220L165 223H166ZM182 221H183V220H182ZM185 221H186V222H185ZM261 221H263V220H261ZM4 222L2 221V225H0V228H2L1 226H4V225H5V224H3ZM12 222H13V221H12ZM16 222H17V221H16ZM34 222H35V221H34ZM34 222H33V223H34ZM36 222H37V221H36ZM38 222H39V220H38ZM82 222H85V221H82ZM105 222H106V221H105ZM110 222H111V220L108 221V223H110ZM120 222H121V221H120ZM125 222H126V221H125ZM153 222H154V221H153ZM153 222L151 223L152 226L150 225V227H153V225H154ZM164 222H163V223H164ZM169 222H168V224H169ZM179 222H181V221H179ZM0 223H1V222H0ZM47 223H48L49 225L53 226V225L50 224L49 222H47ZM53 223H54V222H53ZM67 223H68V222H67ZM90 223H87V222H86L87 225L90 224ZM112 223H115L114 220H112L111 225H115V227H116V226H117L116 224H118L119 222H117L116 224H112ZM144 223H145V222H142L141 225L144 226ZM176 223L178 224L177 221H176ZM176 223H175V224H176ZM184 223H183V224H184ZM261 223H262V222H261ZM6 224H7V223H6ZM43 224H44V223H43ZM56 224H57V223H56ZM56 224H54V225H56ZM58 224H59V223H58ZM70 224H71V223H70ZM79 224H80V223H79ZM81 224H82V223H81ZM81 224H80V228L83 226V224H82V226H81ZM95 224H92V225L94 226ZM121 224H122V222H121L120 224H118V226L120 227ZM177 224H176V225H177ZM181 224H182V222H181ZM181 224L179 223L180 229H182V227H181L182 225H181ZM190 224H191V223H190ZM32 225H33V224H32ZM38 225H40V224H38ZM92 225H89V226H91V229H90V230H92ZM111 225H110V226H107V227L110 228ZM126 225H127V224H126ZM148 225H149V224H148ZM148 225H147V226H148ZM165 225H167V223H166ZM186 225H185V226L183 225V226H184V227H187ZM191 225H192V224H191ZM259 225H260V224H259ZM9 226H10V225H9ZM51 226H50V227H51ZM57 226L59 227V225H57ZM57 226H55L54 228H58ZM72 226L74 227V225H72ZM78 226H79V225H78ZM124 226H125V225L122 224L121 227L123 228ZM147 226L145 225V227H143V228H146ZM162 226H164V224H163ZM177 226H178V225H177ZM261 226H262V225H261ZM38 227L41 228V226H38ZM83 227H84V226H83ZM100 227H101V226H100ZM107 227H105V228H107ZM113 227H114V226H113ZM125 227H126V226H125ZM128 227H129V226H128ZM130 227H131V226H130ZM135 227H136V226H135ZM155 227H156V226H155ZM191 227H192V226H191ZM9 228H10V227H9ZM30 228H31V230H32V227H30ZM33 228H34V227H33ZM46 228H47V227H42V229H40V231L42 230L43 232H45L46 230H44V229H46ZM94 228H95V227H94ZM139 228H140V227H139ZM141 228H142V226H141ZM147 228H148V227H147ZM157 228H158V227H157ZM177 228H179V227H177ZM177 228H176V229H177ZM47 229H49V227H48ZM66 229H67V227H66ZM71 229H73V228H71ZM84 229H85V227H84ZM114 229H115V228H114ZM117 229H119V228H117ZM117 229H116V230H117ZM126 229H128V228H127V227H126V228H123V230H124L125 232L122 231V232H124L125 234H127L126 232L128 231V230H126ZM158 229H159V228H158ZM160 229H162V227H161ZM188 229H189V228H188ZM1 230H2V229H1ZM11 230H12V229H11ZM15 230H16V229H15ZM55 230H57V229H55ZM63 230H64V229H63ZM81 230H82V228H81ZM101 230H102V229H101ZM103 230L105 231V229H103ZM131 230H132V231H131ZM145 230H146V229H145ZM153 230H154V229H153ZM182 230H183V229H182ZM207 230H208V229H207ZM6 231H7V229H6ZM9 231H10V230H9ZM33 231H34V230H33ZM35 231L39 233V231H37L36 229H35ZM42 231H41V232H42ZM49 231H50V230H49ZM96 231H98V230L96 229ZM96 231H95V232H96ZM99 231H100V230H99ZM109 231H110V230H109ZM109 231H107V232H109ZM113 231H114V230H113ZM120 231H121V230H120ZM130 231L133 232V229L129 228V233H130ZM155 231L157 232V230H155ZM155 231H154L153 233H155ZM161 231H162V230H161ZM1 232H3V231H1ZM12 232H13V230H12ZM52 232H53V231H52ZM52 232H50V234H51ZM70 232H71V231H70ZM88 232H89V230H88ZM90 232H91V231H90ZM92 232H93V231H92ZM107 232L104 233L103 231H102V232L100 231L99 234H102V233L107 234ZM114 232H115V231H114ZM114 232H112V234H113ZM138 232H139V231H138ZM142 232H143V231H141L140 233L143 234L144 232H143V233H142ZM147 232H148V231H147ZM165 232H166V231H163V234H164ZM3 233H4V232H3ZM27 233H28V232H27ZM45 233H48V232H45ZM58 233H59V232H58ZM63 233H64V232H63ZM77 233H78V232H77ZM80 233H81V232H80ZM82 233H83V231H82ZM93 233H94V232H93ZM93 233H92V234H93ZM117 233H118V231H117ZM117 233H116V234H117ZM124 233H123V234H124ZM129 233H128V234H129ZM161 233H162V232H161ZM166 233H167V232H166ZM41 234H42V233H40V236L42 237L43 235H41ZM96 234H98V233H96ZM99 234H98V235H99ZM119 234L122 235L121 233H119ZM125 234H124V235H125ZM146 234H147V233H146ZM168 234H169V233H168ZM168 234H167V235H168ZM251 234H252V233H251ZM263 234H264V232H263ZM66 235H67V234H66ZM82 235H85V234H81V237H82L81 239H82V240H83V237H84V238L87 237V235H85V236H82ZM129 235H132V233H130ZM150 235H153V234H150ZM155 235H156V234H155ZM37 236H38V234H37ZM48 236H49V235H48ZM50 236H51V237H50ZM50 236H49V237L46 236V237L49 238V239H47V238L44 237V236L42 237L43 239H47L46 243L43 242V243H45V246H47V243H48V246H51V244H54V243H55L56 246L59 247L58 245H60L61 243L56 241V242L58 243V244H57V243L54 241L55 238H57V237L54 236V237H55V238H54L53 235H50ZM68 236L70 237L71 235H68ZM77 236H78V234H77ZM92 236H93V235H92ZM122 236H123V235H122ZM122 236H119V237H121L120 239H123V238L126 237V236H125V237L122 238ZM135 236H137V235H135ZM142 236H143V235H142ZM156 236H157V235H156ZM156 236H148L147 238H149V237H155V238H156ZM163 236H165V235H163ZM33 237H34V236H33ZM38 237H39V236H38ZM69 237H68V238H69ZM90 237H91V235H90ZM110 237H113V236L110 235ZM116 237H118V235H116ZM128 237H129V236H128ZM138 237H139V236H138ZM138 237H137V238H138ZM143 237H144V236H143ZM50 238H54V239H53V242H50V241H49V242H50V245H49L48 240H50ZM62 238H65V233H64V235H63ZM62 238H61V239H62ZM87 238H88L87 241H89V240L91 241V239H90L89 237H87ZM144 238H145V237H144ZM144 238H143V239H144ZM147 238H146V240H144V241H146V243H147ZM162 238H163V237H162ZM166 238H167V237H166ZM30 239L32 240V238H30ZM33 239H34V238H33ZM38 239H39V238H38ZM112 239H113V241H114V237L111 238L110 240L112 241ZM140 239H141V238H140ZM235 239H236V238H235ZM39 240H41V239H39ZM56 240H58V238H57ZM79 240H80V238L78 237V242H79ZM82 240H80V241H82ZM116 240H117V239H116ZM123 240H124V239H123ZM151 240H152V239H151ZM153 240H154V239H153ZM156 240H157V239H156ZM208 240H209V239H208ZM34 241H35V239H34ZM59 241L62 242V240H59ZM64 241H65V240H64ZM124 241H125V240H124ZM131 241H132V240H129V242H131ZM136 241H137V239H136ZM138 241H139V240H138ZM138 241H137V242H138ZM142 241H143V240H142ZM142 241H139V243L135 242L136 244H135L134 242H131V243L135 244L134 246L136 247L137 244H141V245H142V244L145 243V242L142 243ZM158 241H159V240H158ZM158 241H157V242H158ZM212 241H213V240H212ZM261 241H262V240H261ZM32 242H33V241H32ZM35 242H38V241H35ZM74 242H75V239H74ZM96 242H97V241H96ZM96 242H95V243H96ZM119 242H120V241H119ZM127 242H128V240H127ZM140 242H141V243H140ZM148 242H149V241H148ZM154 242H156V241L154 240ZM263 242H264V240H263ZM43 243L40 241V243H39V245H40L39 248H41V246L43 245ZM62 243H63V242H62ZM66 243H67V242H66ZM91 243H92V242H88V243L85 242V245H86V244H88V245L90 244L89 246H90V249H91V247L95 244V243H94V244L91 245ZM97 243H98V242H97ZM100 243H101V242H99V244H100ZM123 243L126 244V241H125V242H122L121 244H123ZM36 244H38V243H36ZM36 244H35V245H36ZM41 244H42V245H41ZM78 244H79V243H78ZM80 244H81V243H80ZM121 244H120V245H121ZM255 244H256V243H255ZM259 244H260V243H259ZM68 245H69V244H68ZM85 245H83V246H85ZM88 245H86V246H88ZM120 245H119V246H120ZM145 245H146V244H144L143 247H145ZM148 245H149V244H148ZM150 245H151V244H150ZM150 245H149V246H150ZM43 246H44V245H43ZM48 246H47V248H49ZM71 246H73V245H71ZM74 246H76V245H74ZM78 246H79V245H78ZM86 246H85V247H86ZM95 246H97V245H95ZM98 246H100V245H98ZM115 246H116V245H115ZM138 246H140V245H138ZM138 246H137V247H138ZM261 246H263V245H261ZM12 247H13V246H12ZM25 247H26V246H25ZM27 247H28V246H27ZM68 247H70V245H69ZM93 247H94V246H93ZM93 247H92V248H93ZM100 247H101V246H100ZM117 247H118V246H117ZM137 247H136V248H137ZM140 247L142 248V246H140ZM151 247H152V246H151ZM151 247H150V248H151ZM201 247H202V245H201ZM205 247L207 248V246H205ZM17 248H18V247H17ZM17 248L15 247V249H17ZM20 248H21V247H20ZM23 248H24V247H23ZM28 248H32V247H28ZM28 248H27V249H28ZM47 248H46V249H47ZM55 248H56V247H54V248L52 249V247H51V249H52V252H51L52 254H51V255L54 254V251H55V250L58 251V250L55 249ZM76 248L78 249V247H76ZM87 248L89 249V247H86V248H85V251L83 250L84 252L81 251V253H79V251L75 250V248L72 249V250H73V251H72V256H73V260H72V262H69V263L61 262V264H90V257H92V258H94V257H93L92 255L90 256V253H89V255H85V252L88 253V249H87ZM97 248H98V247H97ZM138 248H139V247H138ZM138 248H137V250H142V249H143V248H142V249H140V248L138 249ZM147 248H149V247H147ZM150 248H149V249H150ZM263 248H264V247H263ZM263 248H262V250H264ZM7 249H8V252H11V250H12V249H10V251H9V248H8V247H7ZM24 249H25V248H24ZM33 249H34V248H33ZM63 249L66 250L67 247H65V248H63ZM69 249H70V248H69ZM69 249H68V250H69ZM86 249H87V251H86ZM94 249H95V247H94ZM149 249H147V251H148ZM160 249H161V248H160ZM166 249H167V248H166ZM171 249H172V248H171ZM241 249H242V248H241ZM259 249H261V248L259 247ZM259 249H258V250H259ZM2 250H6V249H2ZM65 250H62V252H63V251L65 252ZM114 250H116V249H114ZM135 250H136V249H135ZM164 250H165V249H164ZM50 251H51V250H50ZM94 251H95V250H94ZM94 251H92V252H94ZM149 251H150V250H149ZM157 251H159V250H157ZM161 251H162V249H161ZM172 251H173V250H172ZM255 251H256V250H255ZM8 252H7V253H8ZM33 252H34V251H33ZM39 252H40V251H39ZM66 252H67V251H66ZM66 252H65V253H66ZM69 252H71V250H69ZM90 252H91V251H90ZM110 252H111V251H110ZM116 252H117V251H116ZM133 252H135V251H133ZM141 252H142V251H141ZM143 252H144V251H143ZM143 252H142V254H143ZM150 252H152V250H151ZM164 252H166V251H164ZM173 252H174V251H173ZM7 253H5L6 257H5V256H3V257H5L6 259H9V258H8L9 256H7ZM14 253H15V252H14ZM14 253H13V255H15ZM22 253H23V251H22ZM28 253H30V252H26L25 256H21L20 258H21V259H22V258H25L26 255H27L26 258L29 260ZM65 253H64V254H65ZM67 253H68V252H67ZM87 253H86V254H87ZM96 253L99 254L97 250H96ZM136 253H137V252H136ZM209 253H210V252H209ZM11 254H12V253H11ZM18 254H21V253L19 252ZM18 254H17V256H16L17 258H15V259H16V260H19L18 262L20 263L22 260H21V259H18V258H19V257H18ZM31 254H33V253H31ZM39 254H40V253H39ZM39 254H38V255H39ZM44 254H45V253H44ZM44 254H43V255H44ZM80 254H81V255H80ZM156 254H157V253H156ZM167 254H168V253H167ZM257 254L259 255V253H257ZM8 255H9V253H8ZM29 255H30V254H29ZM51 255H50V256H51ZM59 255H60V254H59ZM59 255H58V256H59ZM99 255H100V254H99ZM131 255H132V254H131ZM136 255H137V254H136ZM139 255H140V254H139ZM151 255H152V254H151ZM151 255H150V257H151ZM260 255H261V254H260ZM34 256H37V255H34ZM34 256H33V257H34ZM41 256H42V255H41ZM56 256H57V255H56ZM61 256H62V255H61ZM85 256L88 258L89 262H88V260L86 259ZM88 256H89V257H88ZM94 256H95V254H94ZM101 256L103 257V255H101ZM101 256H100V258H101ZM167 256H168V255H167ZM14 257H15V256H14ZM14 257L12 256L13 259L10 258L11 261H9V263H11V264L14 263ZM30 257H31V256H30ZM48 257H49V256H48ZM62 257H63V256H62ZM83 257H84V258H83ZM95 257H96V256H95ZM97 257H98V255H97ZM97 257H96V258H97ZM108 257H109V256H108ZM117 257H119V256H117ZM132 257L135 258V256H131V258H132ZM148 257H149V256H148ZM254 257H255V256H254ZM5 258H4V259L2 258L0 261L5 260ZM31 258H32V257H31ZM68 258H69V256H68ZM92 258H91V260H92ZM98 258H99V257H98ZM100 258H99L98 260H99V261H102V260H101L102 258H101V259H100ZM103 258H105L104 260H107V259H108V258H106L105 255H104ZM129 258H130V256H129ZM151 258H152V257H151ZM255 258H256V257H255ZM27 259H26V261H27ZM34 259H37V258L34 257ZM34 259H33V261H35ZM38 259H39V257H38ZM46 259H47V258H46ZM262 259H263V258H262ZM12 260H13V261H12ZM20 260H21V261H20ZM30 260L32 261V259H30ZM44 260H45V259H44ZM44 260H39L38 263L40 264V261H44ZM66 260H67V259H66ZM86 260H87V261H86ZM93 260H94V259H93ZM98 260H97V262H99ZM254 260H256V259H254ZM31 261H30V262L27 261L26 263L31 264ZM49 261H50V260H49ZM49 261H48V262H49ZM56 261H59V260H58V259H57V260H52V261H51L52 263H51V262H50V263H51V264H59V263H60V262L57 263ZM68 261H69V260H68ZM127 261H128V260H127ZM231 261H233V259H232ZM258 261H259V259H258ZM18 262H15V264H16V263L19 264ZM66 262H67V261H66ZM102 262H105V261H102ZM123 262H124V261H123ZM138 262H139V261H138ZM138 262H137V263H138ZM249 262H251V261H249ZM5 263H6V262H5ZM32 263L35 264L34 262H32ZM43 263H44V262H43ZM43 263H42V264H43ZM92 263H93V262H92ZM95 263H96V262H95ZM95 263H94V264H95ZM140 263H142L141 260H140ZM1 264H2V263H1ZM7 264H8V262H7ZM109 264H110V263H109ZM128 264H130V261L128 262ZM225 264H226V263H225Z\"/></svg>",
  "mask_w": 264,
  "mask_h": 264
}]
</instances>
